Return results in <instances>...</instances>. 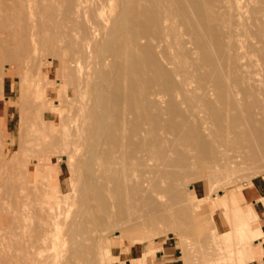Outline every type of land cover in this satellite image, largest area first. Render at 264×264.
<instances>
[{
    "label": "rangeland",
    "instance_id": "374dc122",
    "mask_svg": "<svg viewBox=\"0 0 264 264\" xmlns=\"http://www.w3.org/2000/svg\"><path fill=\"white\" fill-rule=\"evenodd\" d=\"M65 1L67 4L68 0H64V2ZM93 1L92 0L91 1L85 0V2H86L85 3L83 0L84 3H82V4L84 6L80 7L79 13L83 12L81 10V8H83V10H86L87 7L90 8L92 6L91 3H93ZM121 1H122V3H120ZM129 1H132V0H126V2H124V0H118V2L116 0H111L109 3H111V6L114 9H112V10L110 9V8H112L110 6V4H107L108 6H105L106 8L104 7L105 8L104 9L105 14H108L107 13V8H108L111 11H113V10L115 11V9H116V12L119 11V13H121L120 15L123 18H125L123 15H125V14L127 15L126 16L127 22H126V24H124V28H121V31L119 30L120 32H116L117 35L119 34L121 36L120 37L121 40H118L119 36H117V40L119 42L121 41L123 43L120 42L121 44L120 43H119L120 45L118 44L120 47L117 46L115 48H118V47H119V49L121 48L120 49L121 53L123 52L122 54H124L125 51L123 49L127 46V48H126V51H127V49L129 48L128 42L127 43L124 42L127 40L124 37H127L126 35H128V33L125 35L124 32H127L129 29H133V27H136L134 29H136V31L137 30L139 31V29L141 27L140 25H139L140 27L137 25L139 28L137 26H132V25H130L129 22H132L135 25H136L135 21H137V24H140L139 22H143L141 25L143 26L142 28H144V29L142 31L141 30L142 28H141L140 31H142V33L139 31L138 35L141 33L144 37H142V35L140 34L141 38L138 40V42L140 40L141 41L139 44L137 42V45H136L137 47L139 46L138 47L139 52H136L138 48L134 51L136 54L139 53L138 57H140V55H141V56H145V57L147 56L146 58H149L147 52H149V51H150V53L153 52V50L151 51V49H153V48L149 49V47H153L152 44H154V43H157V44L159 43V41L157 39H156L157 41L155 40V38H157V37L151 33V30H153V28L155 29V27H156V25L153 24L154 22L150 24V22H152V17L149 19L146 18V16L147 17L149 16L147 11H146V8H145L147 5H148L147 7L149 8L148 9L149 12L151 13L152 16H154L153 15L154 14L153 13L154 7L151 4L152 0H136V3L138 4V6L142 5L144 7L145 13L142 12L143 10L141 12L144 13L145 15L142 14V16L139 15L140 12L139 13L137 12V14L134 12V11H138V9H137L138 6L136 7V5H135L136 3L133 0V2L135 4H133L132 10L133 9H135V10L132 12H134L136 17L139 15V17H137V18H140V20L134 19L135 21L133 20V18H136V17L132 16L134 14L131 15L132 17L129 14V13H131L130 12L131 8L129 9V7L126 6L130 3H133V2H129ZM239 1H241L240 4H242V2L246 1V4H250V5H248L249 7L252 5V2H253V1H250L251 3H248L249 0L248 1L247 0H244V1L239 0ZM53 2L55 3V0H50V3L53 4ZM60 2L63 3L62 0H60ZM60 2H58V0H57L58 4L56 3V6L54 4V6L56 8L60 7L59 10L63 9V7L61 8V6H63V5H64V7L66 6L64 3H63V5L60 4ZM59 4H60V6H59ZM122 4H123V6L120 7ZM149 4H151V5H149ZM243 4H245V3H243ZM89 5H91V6H89ZM130 5H132V4H130ZM57 6H59V7H57ZM66 7H67V9L63 10L64 12L67 11L66 13H62L63 12L62 10H61L62 12L57 11L58 14H61L62 18H60L59 17L60 15L57 14V16H56L57 20L55 18H54V20H52L53 17L57 13L56 10H58V9H56V8H55L56 10H51V11H54V12H52L51 16L53 15V13L55 14L54 16H52V18H50L51 16L49 17L48 15H46V17L48 16L53 22L59 21L58 24H59V26H61L63 23L65 24V22L68 24V20H70V18H72V16L74 15L73 21L74 20L79 21V22L76 21L75 24L79 23L78 28H80V31L82 30V27H85L86 29L83 28V30L87 31L88 22L85 26L82 25V24H85L86 20H87V19H85V21H84V17L82 18V15H84L86 17L88 10H90L91 12H93V11L88 8L86 11H84L87 13H84V14L77 13L75 15L73 12H70L71 10L69 11L68 6H66ZM123 7L126 8V10ZM143 7H141V8H143ZM51 9H53V8H51ZM150 10L153 12H151ZM37 11H39L40 13L35 11V12H33L31 17H33L32 19L36 20V24L38 25V26L37 25L36 26L40 27L41 25L39 23V20L41 19V16H43L45 12L40 11V9ZM51 11H49V14ZM68 11L70 14H72L71 17L69 16V14H67ZM90 11L88 13L90 15L87 17L89 22H90V20L93 19V14H91ZM47 14H48V12H47ZM128 14H129V16H128ZM37 15H39V16H37ZM34 16H35V18H34ZM65 16L67 17V19ZM37 17H38V19H37ZM68 17H69V19H68ZM74 17H77V19H74ZM43 18H45V16ZM129 18H130V20L132 19V21H129ZM61 19L62 20L65 19L67 21L64 20L62 23ZM117 19H118V17H117ZM117 19H115L116 20L115 24H117V23L120 24L119 21L117 22ZM120 20L122 21L123 19L120 18ZM145 20H146V22H147V20H149V25L154 26V27L152 26L153 28L151 30L149 29L151 26L147 25ZM52 21L50 22V24L52 23ZM70 21H69V23L71 25L72 22H70ZM93 22L94 23H92V21H91L90 23L95 24V21H93ZM52 24L50 26H52ZM55 24L57 25V22L56 23L54 22L53 25L56 26ZM67 24H65V25L69 27L70 25L69 24L67 25ZM65 25H63L61 27L64 28ZM95 25H94V27L96 29L95 32L100 31L102 29V28L101 29L97 28L98 26L96 27ZM125 25L128 29L125 28ZM146 25H147V27H146ZM186 25L187 24L185 22H181L179 24V27H180L179 32L183 33L182 34L183 36L185 35L186 39H184L185 40L184 43L187 44L185 47H187V48L190 47V48H188L190 50L194 46L193 47L194 49L192 48L193 53H194V54L192 53L193 54L192 55L193 61H194V57L196 56L195 62L197 64H200L199 60H201V62H202L203 59L199 55V53L202 54L199 51H202V50H201L200 46H198V48L196 47L195 44L197 42L194 41V43H192L193 39L192 40H191V38L189 39L190 33H188V31H186L189 28H186L187 27ZM197 25L198 26H196V27L198 28L200 24H197ZM59 26L52 29V30H54V32L51 29L50 30L53 33L57 32V34L63 35L61 37V39L63 40L62 42H64L62 44L65 46V44H67V40H64V39H66L68 37V35H70L72 37L73 32H71L69 34V31H71L72 30L71 27H73L75 25L70 26L71 30L68 27H66L69 30V31H67L68 33L66 32V30H67L66 28H65L66 30L62 28L63 30H61V31H64L65 34L66 33L68 34V35L66 34L67 37L64 33L61 34L62 32L59 33V31L56 30ZM76 27H75V29H77ZM42 28H43V26H42ZM42 28L41 27L37 28L35 31V33L39 32L38 33L39 39L35 38L37 33L34 35L35 42L38 41L37 44H39V40H40V44L42 45L40 47H39V45H37L39 47V48L37 47L39 49V52L40 51L41 52L39 53L38 50L36 51L35 59L32 58L34 60V63H33V60L31 59V56L29 54L19 55V53H21V52L24 53V52L29 51V43L26 44V46H25V43H27V42H25L24 44H19V46L17 45L18 48H17V46H13V47H15V50H14V48H12L11 51H13V50L14 51H13V54H10V55H14L13 57H15V53H16V57L14 59H12L13 58L12 56H10L11 57L10 58L9 55L6 58H5L6 55H4V56L2 55V57H0V59H2V60H0V63H1L0 64V72L2 70L4 72L2 77L0 75V78H1L0 79V81H1V83H0V230L2 232V233L0 232V251L2 249L3 250L8 249L10 251L23 250V249L27 248V246L30 245L31 242L34 241V239H36L38 234L41 235L45 232L48 235L47 236V243L48 244L46 245V247H44L42 249L41 254H43V256H44V254L46 253L45 256H47L48 259H50L49 253L50 254L54 253L55 256L53 254L50 256L56 257L61 263H65V264H150L151 259H152V254L154 253V248H152V247H155L157 245L156 242H161L164 240H170V241H172L171 244H173V245L176 244L179 247V249L181 250V255H182L181 259L183 260V264H238L239 262H241L242 256L246 255V253L250 252L252 239L254 236L247 237L248 234L244 232L245 237H247L248 240L245 239V241H243L242 243H238L239 244V247H238V245L233 241L236 237L235 231L237 228H239V227L241 228L242 226H245V224H247V222L251 225V228H253V229L258 225L257 220L255 219V218H257L256 211L248 203L246 204V206H242L241 203L248 202L252 198L260 199L262 202H264V161H263V159H261V160L258 159L260 161L256 160L253 162H250V161L240 162V164H239L240 166H237L231 170L226 169V168H217L216 170H213L212 175H210V172L206 171V173L205 172L203 173V171H201L199 169V165L196 164L195 161L194 162L192 161V157L189 156L190 153L188 152L185 156H189L192 163H194V164L193 165L191 164L190 165L191 168H190L188 166L190 163L189 164L187 163L189 161L185 160V161H187L186 164H188L187 165L188 167L186 166L187 169L190 168L191 170L189 169L187 171L185 169L186 168L185 166H184L185 171H184V169L180 168V166H181L180 163H182L183 159H185V158L182 156H179L178 153H177L178 155L173 154V152L171 153V151H173L175 149L180 150L178 148H175L176 146H178L176 143H179L181 140V138H180V140L178 138V136H180V133L178 136H176L178 138L179 142L177 139H174L173 142H175L176 140L177 141H176V143H173L172 140H173V137H175L174 135L176 133L178 134L177 131L178 130L181 131L180 125L182 126L183 124L178 123V122L179 121L182 122V120H183L182 118H184V117H182L181 119H180V117L188 112V110H186V106L191 105L192 103L184 104L187 102H184L185 97L182 94L181 95H179L180 93L171 94L167 89L166 90L168 92L164 89L166 87L165 86L166 83L163 84V82H165L164 79L166 80V78L164 77V74L166 75V77H169V79L167 78L168 81L169 80L172 81L174 79V78H172V75L175 76V74H174L175 72L173 73V71H172L173 68H172L171 71L173 74L171 75V73H170L171 71L169 72V70H170L169 68L171 66L172 67H174V66L172 64H170V66H168L169 63L166 64L165 58L162 59L163 55H164L163 51L165 50V48L163 46L164 40H163V38H161L160 34L158 36L160 37L159 38L160 42L162 41L161 46H160V44H158V46H157V44L154 45V47L157 46V50H156V48H154L155 51H159V52L154 53L155 52L154 51L153 53L157 54V57L159 54L163 53L162 58L160 55H159V58H156V56L153 53H151V56H155V60H153L154 58L151 57L147 61L148 64H146L145 61L147 59L145 57H142V59L143 58L146 59L143 61L145 63L144 65L148 66V67H146L147 70L145 68H143L144 66L143 67L141 66L142 67V73H143V71L146 70L148 72L147 73L148 75H149V73L150 74L152 73L153 75H152V77H150L151 75L148 76L147 74H145L144 78H142L141 81H142V84L144 86V84L147 85V83H146L147 78L148 79L150 78L151 81L155 80V82H152L155 85H152L151 83H149V82H151L150 80H148V83H149V86H151V85L154 86L157 89V91L154 89V87L151 88L152 86L148 87L147 89H145L146 88L145 87L144 89L147 91L149 88H151L152 92L155 91V93L159 92L158 90H160V93H163L165 90V92L162 95H165L166 98H168V100L166 98H164V99H166V101H165L162 98V95L159 93V94H157V96L153 95L151 97L152 99L151 98H150V100L147 99L146 101H144L145 103L142 104L143 101H140L141 98H139L138 97L139 94H137L138 90H142V89H140L141 87L138 89L137 88L138 86H136L137 84L138 85L140 84V80H139L140 77L139 76L143 77V74H144L143 73L141 75V72L139 71V70H141V67L138 65V64H140V62L142 65V61L139 60L140 58H138L137 55L134 54V52H133V54H131L132 56L129 55L131 53V51H133V50H130L129 51L130 53H127L129 57L127 55H124L127 57V59H125L126 58L125 57L122 60V54H120L119 52H117V53L120 54L119 57L121 59L119 57H116L115 51L116 50L120 51L119 49H116V50L114 49V46L117 45L116 40H114L116 42L115 45L113 44L114 41L111 42L112 45H114L113 46L114 51L112 49V52H114V54L108 55L107 54V53H109V51L107 52L108 48H105V49L101 48V42H104V44H105V45H103V43H102V47L103 46L106 47V43L108 44V42L106 41V37H108V36H105L104 34L108 35V32H110V30L109 31L107 30L106 32H104L106 29L105 30L102 29L101 31H102V34L104 33L103 34L104 36H102L101 31L97 32L96 33L97 35L95 34L97 37L96 36H94V37L98 38V39L95 40L94 37H93V39L95 40V42L97 44L93 41V39L91 40V42L93 41L96 44L95 45L96 47H98V45L100 44V49L101 50L103 49V53L105 51L106 52L104 54H102V51L99 49V47L96 48V50H94L95 46L94 45H93L94 47L92 46V44H94V43H90V50L93 53L92 57H90V58H92L93 60L88 59V60H91L90 63L88 62V60H87V62H86V60L84 62L81 61V63L83 65V69L85 72L84 74L86 76H89V73H90L91 76H89L90 77L89 79H88V77H86V79L83 78V79H85L83 82H86V84L83 85L84 84L83 82H82L83 84H81V82L78 84L79 80L77 81L76 79H79V77L77 76V72L73 73V71H74L73 67L71 69H70V67H68V62H67L68 56H66L68 54L63 49L64 46H61L62 50L59 49V51H61V53H58V50H55L53 48V46H54V47H56V49H58L60 47V45H62L61 40L57 41V40H59L60 37L58 38V36H57V39H55L57 42H60L59 43L60 45H58V43L56 41L55 42L57 44H54L55 42L53 43L52 42L53 40H51V39H50V41H51L50 44H48L47 38H46L48 35H45L46 33H44V35L46 37H43V38L46 39L47 44H44L45 41H42V42H44L43 43L44 47H43V44L41 43V36L43 35L44 30H41ZM51 28H53V27H51ZM39 29L41 30V32ZM59 29H61V28H59ZM126 29H127V31H126ZM177 29H178V27H177ZM144 30H146L145 33H144ZM46 31H48V29H46ZM75 31H74V34L78 33V35H77L78 39L76 38V35H73V38H75L78 41L81 39L80 34H82L81 33L82 31L80 33H79V29H77ZM153 31H152L153 33H156V29ZM52 32H50V33H52ZM149 32L152 34V36L154 35L152 38H150L151 36H148L150 34ZM185 32H187V34ZM50 33H48V34H50ZM87 33H85V34H87ZM99 33L101 34V36ZM188 34H189V36H188ZM51 35H49V36L51 37ZM84 35L82 34V38ZM70 36L68 37V39H70ZM104 37H105V39L103 41L102 38H104ZM43 38H42V40H45ZM73 38H72V40H73ZM146 38H147V40H146ZM142 40L143 41L145 40V42H143ZM146 41L147 42L150 41V45L147 44ZM213 41H215V42H212V41L211 42L216 43L215 45L212 44V48L214 50V52H213V50H212V52L215 55V53L217 52L215 47L217 46L218 41L217 40H213ZM71 42L72 41H70L69 43H71ZM74 42H75V40H74ZM247 43L244 45L249 46V43L248 44ZM140 44L141 45L145 44L146 47H148L147 49H142V52L144 53V55H142L143 53H140L141 52V48H140L141 45ZM21 45H24L23 48L25 49V51L23 50V48H21L22 51L19 49ZM45 45L48 46V48L52 47L51 48L52 50L50 49L51 51H49L48 49H46ZM56 45H58L59 47ZM112 45L109 48L110 50L112 48ZM143 45H142V48L145 47ZM159 46L162 48V50H161V48H159ZM245 46H244V48H247V49L250 48V47H245ZM258 46L260 47V45H258ZM130 47H131V45H130ZM64 48L66 49V51H68L67 45ZM188 49L186 51L189 52ZM192 49H191V52H192ZM145 50H147V51H145ZM93 51H96V52H93ZM97 51H98V53H97ZM99 52H101L100 53L101 56L103 55L102 57H100V55H98ZM252 52H256V50L250 51L249 53L251 54ZM197 53H198V55H197ZM260 53H261L262 57L261 56L259 57L260 54L258 56H256L253 53H252V56L250 54L247 55V56H249V57H247V61L250 60L248 62H252L250 64H248V62H247L248 67H249V65L251 66V64H252L250 69L247 67V70L249 69V70H253V71H255V70L258 71V68L260 69V68L264 67V64H262L263 66H260L262 63V62L260 63V61L264 60V56H263L264 53L263 52H260ZM256 54H258V52H256ZM96 55H97V57H96ZM105 55H106V57H107V55L109 56V58L107 57L108 60L106 59ZM112 56H115L114 60L116 59L115 62L118 63V65H117V63L113 64L115 66V68L117 69V71L115 70L116 73L118 72L117 76H118V74L120 75L121 72H124L127 69L126 71L128 73L126 71L125 72L127 74L133 73L134 77H132V78L136 79L135 73L137 72V69L139 68V70L137 72L138 73V75H137L138 79L131 81L132 83L134 82V84H135V82L136 83L138 82L135 85L136 87L131 82H128V81L132 80V78H131V76H133L132 74L130 75L131 79L129 78L130 80H126V81H125V79L127 78L126 73H125L126 78H123V73L121 74L122 76L120 78L121 79L123 78L122 80H120V78L118 76V79L120 81H123V80L125 81V85H124V81H123V83L121 82V84L124 85L125 89L127 88V90H126L127 93L123 92L124 89L122 91L123 85L121 86L119 80L115 78L116 76L113 77L114 75H112L113 74L112 69H114V66L112 67V65H111L114 62L112 60V58H113ZM134 56H136L137 59H135ZM199 56L201 59L198 60ZM103 57H105L104 58L105 61L102 60L104 63L101 62L99 64V61H101V59ZM118 58L120 59V62L118 61L119 60ZM129 58H131V59H129ZM94 59H95V61H94ZM151 59L153 61H156L159 59L160 61L158 60V62L157 61L156 62L158 64L161 62V64L156 65L157 63H155L153 61H152V63H150ZM217 59L219 60V57H217ZM217 59L215 58L216 61H218ZM106 60H107V62H106ZM109 60H111V61H109ZM135 60L140 61V62H138V64L134 63L135 65H138L137 69H136L135 65L129 64V63L135 62ZM189 60L191 61L192 59H189ZM39 61L40 62L42 61V63L40 64ZM93 61L95 63L94 66H93L94 63H92ZM121 61H122V63H121ZM124 61L125 62L127 61L126 66H127V64H129V65H128V67H126V69H123V71H122V68H121V66L119 67V65H121V64L125 65ZM128 61H130V62H128ZM162 61H164L165 64L162 63ZM105 62L108 65L107 64L105 65ZM219 62H222V65L220 63L215 62L217 67L221 65L220 68L218 67L219 68L218 71L220 72V74H222V72H223L222 75H224V73H225V76L228 79L229 77L227 76L228 74H226L225 69L229 70V68L223 64L224 62L222 60H220ZM177 63H179V67H180V65H182L183 62L179 61ZM187 63H189V61ZM203 63L204 62L201 63V67L202 66H204V67L202 69H199L200 72L197 74L196 77H195V75H196L195 73L198 71H196V72L194 71L195 72L194 77L191 74L189 75V73H188L189 71L187 72L188 74L186 73L187 74L186 76L189 75L188 78L186 77L187 78L186 83L188 84L187 85L188 89H193V90L196 89L195 91H198V92L201 91V93H202V90L204 89V91H205L206 88H203V89L200 88L203 86L198 87L199 83H200L198 78L201 75L200 78L202 77V79H201V82H202V80H205V78L207 77L206 73L208 71H210L209 67L206 68V66L203 65ZM255 63H259V64H255ZM71 64L73 65V63H71ZM86 64H88L87 67L89 66V64L92 67L91 68L88 67V70H86L87 69V67L85 66ZM162 64H164V66H162L161 68L164 67L165 70L164 69L163 70L166 73L160 72L162 70V69L160 70V66ZM36 65L37 66L40 65L42 67V74L41 75H38V73H36V70H37ZM103 65L106 66V69H105L106 72L104 71L105 67ZM130 65H132V68L135 66L134 67V70L136 69L135 72L129 71V69L132 70L131 68H129ZM109 66H111L112 74H110L111 71H107V70H110ZM213 66L214 65H212V67ZM215 67L216 66H214L212 68V70ZM222 67H224L225 69ZM102 68H103V70H102ZM119 68L121 70L120 73H119ZM123 68H125V67H123ZM221 69H223V71ZM263 69H260V70H263ZM216 70H217V68H216ZM86 71H88V74H86ZM191 71L193 74V70H191ZM201 71H203V72L201 73ZM214 71H213L212 75H214V73L215 74L218 73V72L216 73V71L215 72ZM107 72H109V73H107ZM129 72H131V73H129ZM204 72H205V74H204ZM247 72L249 74L251 71H246L245 77L249 76V75L246 76ZM259 73L262 75L264 73V71H263V73L261 71L260 72L258 71L255 73V75L252 74L254 76V77L252 76V78H254V79H252L253 81H256V79L257 80L261 79V76ZM208 74H209V72H208ZM146 75L148 76L147 78H146ZM218 75L219 74H217V76ZM94 76H96V77H94ZM213 77H214V79L212 77L209 78V79H211V82L212 83L214 82V81H212V79L215 80L216 82H218L217 80H219V79H215L216 75H214ZM220 77H223V76L219 75L218 78H220ZM93 78H95V79H93ZM96 78H98V81ZM247 78L248 79H244V80H250L248 82L253 83L251 78H249V77H247ZM224 79H226V78H224ZM74 80H76V83ZM231 80H232V78L227 80V81L230 82ZM263 80H264V77L261 79V81L259 80V83H263L264 82ZM80 81H82V80H80ZM224 81H226V80H224ZM127 82L130 83L131 86L133 85V87L137 88V90L135 88H132L130 85L128 86V84L126 85ZM211 82L205 81V85L208 89L207 91H211V92H207V94L210 93L209 96L211 97V99L216 100L217 98L214 96H216V95L218 96V94L216 92L214 93L215 90H212V89H215L213 87L216 84V82H214L215 84L214 83L210 84ZM245 82L246 81H244L242 83L240 82L241 84L244 83V85H241L240 83L236 84L237 87L234 85L233 89H235V91L233 90V92H232L233 97H234V93L237 92V94H235V97L238 98L237 97V95H238L240 97V98H238L239 100L246 101V99H247L246 97L248 95L244 96L245 95L244 92L245 91L247 92L248 87H250V86H249V83H245ZM99 84H100V87H99ZM162 84H163V86H165V87H161V88H163V92H161V88H160V86H162ZM200 84H202V83H200ZM257 84H258V82H256V84H254V86ZM94 85H96V86H94ZM105 85L108 87H106ZM211 85H212V89L209 90V87L211 88ZM251 85H253V84H251ZM139 86H141V85H139ZM243 86H245V87L243 88ZM93 87H94L95 92L92 90ZM158 87H159V89H158ZM238 87H242L243 89H238L240 92L238 90L236 91V88H238ZM76 88L79 90L76 91L77 90ZM129 88L133 91L136 90V93L133 92L134 94L132 95V92L128 91ZM110 89H112L113 92H116L117 94L112 93L110 91ZM114 89H115V91H114ZM144 89H143V92H145ZM199 89H201V90H199ZM241 90L243 92H241ZM28 91H29V94L27 93ZM103 91H104V93H103ZM109 91L113 94V96L115 95L114 98L115 97L118 98L119 96H120V98L122 97L123 100L121 99V101H120V98L118 99L119 105H120V102L123 103L124 101H126V100H124L125 96L123 95V93H126L128 95L130 92L131 94H129V96L132 98V103L135 100L133 103L134 108L131 107L132 109H130V110L134 109L133 111L139 112V110H135L137 105H138L137 109L140 108L139 105H142V106L145 105L146 111L142 109L144 107L143 106L142 108H140V110L142 109L141 114H144V116H146V117L148 116L147 117L148 119L150 118L149 120L146 118L147 122L149 121L150 124L147 122H144L145 117L142 116L143 120H139V121H142L143 123H145V125H147V127L144 126V124L142 122L138 121V119H137L138 117L136 118L137 114L133 111H131V112L125 111V114H127V116H124L125 114L123 113V118H118V115L116 116V113L118 111H120L119 109H121L122 106H123V109H126L124 107V105L125 106L127 104L129 105L131 99L129 96L126 95L125 99H127V100L130 99V100L128 101V103L124 102L123 103L124 105L122 104V106H119L120 108L117 109V111H116V108L114 109V107L117 106V104H116L117 102H115V100H117V99L112 98V99H114L115 104L112 101L111 102L113 104L110 103L109 101L111 99H109V97H110ZM143 92L141 93V96H144ZM30 93H32V94H30ZM94 93H97L98 95L97 94L94 95ZM165 93H167V95ZM241 93L243 94L242 97H241ZM104 94H106V96H104ZM207 94L204 95L205 99L207 98ZM107 95H108V97H107ZM98 96H100L99 99L100 98L102 99L103 96L108 98V99H106V103H104V101H105L104 98L101 100L103 102L102 103L97 98ZM158 96L159 97L161 96L160 99L162 100V102L160 100V103L163 104V106L167 101L168 102L170 101L167 104L172 103L170 105H173V108L172 107H170V108L172 109L173 113L177 111L176 113H174L175 116H178L177 118L176 117L174 118V119H177V121H176L177 123L176 122L173 123V121H172L173 118L168 117V115L171 113V111H170V113L168 111L170 109L169 108L170 105L167 106L169 109L168 108L166 109V105H165V110L161 109L162 111H166L165 113L160 111V108L164 109V107H162V105L160 103H157V102H159V101H157L159 99ZM165 96H163V97H165ZM19 97L22 98L21 103L19 102V100H20ZM94 97L96 100L94 99ZM137 97L139 99H137ZM153 97H154V100H156L157 102L154 103ZM173 97H174V99H173ZM29 99H30V101H29ZM31 99L33 102L31 101ZM211 99H209V100H211ZM34 100H36V102L37 101L38 102L36 103ZM86 100H88V101H86ZM89 100H90V103H89ZM94 100L95 101L99 100V102L102 105L103 104L104 105L107 104V106L109 105L108 106L109 108H107L106 105L105 106L103 105L106 108V110L103 108L104 112L105 113L107 112V114L109 113L110 115L113 113L111 115V117L114 118L116 116L117 118L115 117L116 118V119L114 118L115 120H118V119L121 120L122 119L120 121V122H122L126 119L125 120L126 122L125 121L124 122H125V125H127V127L125 126V128H128V129H125L123 127L122 130H124V129L125 130H124V132L122 131V133L120 132L121 134L119 133L120 136L117 133L118 132L117 125H119V131H120L121 130L120 127L124 126V124L123 125L118 124L119 120L116 121L117 125L114 128V129L117 128L116 133H114L115 130L112 132L113 129L111 131L108 130L107 128H106L107 129L106 131L104 130V132H106V133L108 131V133L110 132V134L111 133L117 134V136L114 135L112 138L113 140H115L117 138L116 139L117 142L113 141V142H115L114 143L115 145L118 142H119L118 144H120V145H122V144L125 145L123 142L126 141V143H127L128 141L126 139H128V138L134 139L133 144L137 143V141H139V143H137V144H139L140 147L142 144L143 147H141V148L143 150L139 149V153L136 152V151H138L137 149L136 150L134 148L129 149V150L134 149L135 151L134 150L133 151H134V153L136 152L135 154H137V155H135L132 152H131L132 153L131 155H130V152H129V154L126 153V154H128V156H132L133 154L135 156H138V157L134 158V161L136 159L135 168L132 169V166H134V164L133 165L130 164V162L131 163L133 162L132 160H130L128 162L129 158L125 159L127 157L126 154H125L126 157L122 156L123 155L122 152L125 151L126 148L123 150L122 146L121 147L119 146V149L116 148V150H114L115 149L114 147H116L117 145L114 147L112 145V148H114V149H112L114 153L111 151L110 143L111 144L113 143L111 138L107 140V138L109 137L108 133L104 134V133H102V131H100V127L98 124L99 120L97 121L98 125L95 123V120H97L98 117H97V119H95V116L93 118V115L99 116L100 110H101V108L96 109V107H100L101 104L98 102L99 105L98 104L94 105V102H95ZM174 100H176V101H174ZM41 101H44V102L46 101V103H44V102L41 103ZM92 101H93V105L95 108H91L92 107V104H91ZM136 101L137 102L140 101V102H138V104H137ZM163 101H164V103H163ZM87 103H89V104L87 105ZM108 103H110L114 106L113 109L111 107L112 105H110ZM153 103L154 104L157 103V108H155L156 105L154 106ZM41 104H43V105H41ZM82 104H83V106H82ZM135 104H137V105H135ZM36 105H37V110H39V111L36 110L39 113V117L37 115V112H34L36 109ZM128 105L126 106V107H128L126 110H129L130 106H128ZM84 106H85V108H84ZM88 106H91V107H89V109H87ZM131 106H132V104H131ZM175 107H176V109H175L176 111L174 110ZM33 108H35V109H33ZM184 108L187 112L184 111L185 113L183 114ZM109 109L112 110L113 112L110 113L111 111ZM203 109H204L203 107L199 106L197 108V111H199L201 116L203 115L205 117V119H208V121L211 122L210 116L208 114H206V110L205 109L203 110ZM31 110H33V111H31ZM114 110L116 111V113L114 112ZM154 110H156V111H154ZM157 110L161 114L158 113L159 114L158 115ZM95 112L96 113L98 112L99 114L98 113L95 114ZM155 112L158 116L161 115L160 117L156 116L158 119H155V117H154ZM146 113H148V114H146ZM162 113H164L166 115H164ZM173 113L170 116H172ZM41 114H45V115L48 114V115L40 117V116H42ZM132 114H134L136 116H134ZM110 115L107 118H108V121L111 120L110 124H112L115 121L112 122V119H110L111 118ZM113 115H115V116H113ZM120 115H122V112H120ZM174 115L172 117H174ZM133 116L135 118H134V120H131ZM162 116L163 117L167 116L165 118L166 119L165 122H164L165 119H162ZM208 116H209V118H207ZM140 118H141V116H140ZM167 118L169 121L171 120L172 123H169V121H167ZM193 118H194V116H193ZM127 120H129V121H127ZM130 120L133 121L134 126H133V124L129 123ZM156 120L160 122V125L162 124L163 128H161L162 126L157 125V123H159V122H157ZM154 121L156 122V124L154 123ZM91 123L95 127L98 126L97 129L96 128L95 129L98 132L100 131L99 133L98 132L95 133L96 131H95L94 127H92L93 129L91 128ZM107 123L105 126L108 125ZM140 123L144 126V127H142L143 129L145 128V130H147L149 127L148 125H151L152 126L151 129H154V130L150 129V132L151 131L155 132V130H156L157 133H155V135H159V137H160V134H162V136L165 137V139L167 138L166 140H164V138H162L164 141H166L164 144H163L164 141H162V139L160 138V140L162 141V146H160V145L159 146L161 148L157 145V144H159L157 142L159 141L161 143V141L158 140L156 142L155 138H154L155 135H153L152 137L149 136L148 137L149 141H147V139H146L147 142H150V140H153V138H154V142L151 141L154 144H151V142L149 144H144L145 140L142 143L141 139L147 138V133L145 135L146 137L144 135H143L144 136L143 138L140 137V136H142L138 133L139 126L141 128V125H139ZM80 124H82V129H85V127L87 128V129H85V131L86 130L88 131L89 130L88 128L90 127V131H88V133L89 132L90 133L89 134L86 133L87 131L86 132L85 131L84 132L79 131L80 130L79 127H81ZM163 124H165V125L167 124L168 127H166L167 125L164 127ZM172 124L173 125L175 124L174 126L177 127V129H176V127H174L175 129L172 127L173 131L176 130L175 131L176 133L173 132L175 134L170 132V131H172L170 129ZM75 125H77L78 127ZM113 126H115V123L113 124ZM156 126L158 128L160 127L161 129L160 128L159 129L162 131H160ZM75 127H77V129H79V130H77V133L74 131V130H76ZM110 128H112V127L110 126L109 129ZM91 129L94 132H92ZM41 131H43V132H41ZM148 131H149V129H148ZM80 132H83V134L86 133L88 137L87 138L84 137L85 134L82 135V133H80ZM74 133H76V134L74 135ZM79 133H80V135H79ZM91 133H95V134H93V137H91L92 136ZM158 133H160V134H158ZM97 134H100L101 136L97 135ZM94 135L95 136L97 135V136L95 137ZM148 135H151V134H148ZM97 137H98V139H97ZM131 139L129 141H131ZM110 140H111V142H109V144H108L109 146H108L107 143ZM135 140H136V142H135ZM140 140H141V143H140ZM46 141H48V142H46ZM105 141H107V142H105ZM169 141H170V143H172V144H170L172 147H173V144H176V146L173 147L175 149H173V148L168 149L167 148V146H170V145H168ZM44 143L45 144L47 143V144L44 146ZM183 143H185V142L182 140L181 144L179 143L180 144L179 147H181V145ZM52 144H54V145H52ZM127 144L130 145L129 143H127ZM127 144H126V146H127ZM150 144H151V149L149 147V149L146 150V148H147L146 147L145 148L146 153H143L144 152V146L145 145L150 146ZM182 146L184 147L185 145H182ZM256 146H257V144H256ZM134 147L136 148L137 146L134 145ZM128 148H130V146ZM128 148L126 149L125 152H127ZM163 148L166 149V152L169 151V152H167L168 155L165 153V150H163ZM109 149H110V151H109ZM117 149L121 151L122 157H120V158L127 160L126 162L129 163V165L131 166L130 169H132V171L134 169L136 170V171L134 170L133 172H129V171L125 172V170H124V172L127 173L128 177H129L128 178L126 176L127 177L126 179H130L132 184H133L132 181L134 179H135V181L137 180V182H136L137 184L140 181L142 184H143V182H145L144 188H142L143 185L140 186L141 183L138 184L139 187L136 184V187L134 189L140 188L139 190L136 189L137 191L135 190L138 194L135 193V191H132L133 187L135 186V183L133 185H130V187L132 186L130 188V189H132L131 193H129L130 192L129 188H128L129 189L128 192L126 190V188L129 187L130 183H127L128 180L123 178V176H125L124 175L125 173H123L122 177L120 175V173H122V169H120V167H121V164L124 160L121 161V159L118 158L120 153ZM103 150H105V151H103ZM183 150H185V149H183ZM115 151H118V153L117 152L115 153ZM163 151H164V154L162 153ZM103 152H104V154H102ZM142 153H143V155H142ZM162 154L166 155V156H164L166 161L167 160L171 161V160H169V156L171 159L172 155H173V157H175L174 155H177L176 157H178V158H176V159H179V157H180V159L183 158L182 161L180 160L181 161L179 163L180 166H178L177 170L174 169V171L171 172L170 170L172 168L171 169L169 168V170L165 169L166 170V172H165V170H163V171L161 170L162 167L158 169V165L160 166L161 160H162V158H164V157H162ZM139 155H142V157L141 156L139 157ZM132 157H134V156H132ZM173 157H172V160H174L176 162V159L175 158L173 159ZM110 158L112 160H110ZM142 158H144V159H142ZM118 159L121 161V162L119 161L120 167L118 166L119 165ZM186 159H189V158H186ZM107 161H108V163H107ZM103 162H105V163H103ZM111 162H112L113 166H111L112 165ZM254 162H257V163L255 164ZM172 163H173V161H172ZM177 163L172 164L173 166H171V167L176 166ZM251 163H254V164L251 165ZM105 166H107V167H105ZM126 166H128V165H126ZM130 166H128V167H130ZM103 167H104V170H103ZM127 169L129 170V168H127ZM154 169H156L157 171ZM95 170H97V171L95 172ZM175 170L179 172V174L181 176L180 179H178L179 177L175 178L176 176L179 175V174L176 175V173H174V172H176ZM137 171H138V173H137ZM169 172L174 173L175 175H171ZM15 173L18 176L15 175ZM89 173H90V175H89ZM130 173H132V175L134 173L133 177L131 176ZM141 173L143 175H145V176H143V175L142 176L146 180L141 175H139ZM3 175H5V176L3 177ZM108 175H110V176L107 178ZM138 175L140 177H142L145 181L142 182V180H143L142 178H141L142 180H138L140 178V177L138 178ZM20 176H22V177H20ZM113 177H115V179ZM116 177L119 179V181L121 183L116 182V179H117ZM119 177H121V179ZM130 177H132L134 179L132 180V178H130ZM93 178H94V180H92ZM112 178L115 180V182ZM122 178L124 180H126V183L123 184V187L121 185L122 182H124V180H122ZM170 178L173 180H170ZM170 181H173V182H170ZM105 182L109 183V184H107L108 188H106L108 190L105 191V188H104L103 189L104 192H102L100 190L102 189V187H104V185L102 186V184H104ZM116 183L119 184L118 186L121 185L122 188L118 187L116 185ZM125 184H127L128 186L125 187ZM110 185L112 186V188ZM105 187H106V183H105ZM109 188H111V190ZM113 188H116V190ZM124 188L126 190V193H124V195L129 196V198L132 201L136 200V196H137V200L134 201L135 204L137 203V201H139V203L141 202V204L138 203L139 204L138 206H141V207L143 206L142 208H144L145 205L147 204V206H146L147 209L146 208H145L146 210L142 209L143 211H145V213L142 212L140 207H138V208L141 210L142 213H144V215L148 214L146 216L149 219L145 216V218H144L145 220H144L140 216V218L135 217L136 221L132 222V219H131V222L128 221L130 219V216H131L130 214H132V216H134L133 214H135V213L139 214L140 211L137 210V212L133 213V209H135V208L138 209V208L136 207L137 204L136 205L132 204V206H135V207L131 206L132 210H130V211H132V212H129L130 216L126 215V214H128L127 213L128 211H125L124 208L126 207L125 208L126 210L128 208H130V207L127 208V206H129L128 202L130 203V199L127 197H126V199L128 200V202L125 198H123V199L127 202L128 205L126 204L125 201H124L125 204L123 202L121 203V201H120L119 203L122 204L123 209L120 208L119 203L117 202L118 199H116V197H117L118 193L121 192V194L119 193L120 194L119 198L121 199L122 191L123 192L125 191ZM112 189H113V191H112ZM118 189H122V191L118 192ZM171 189H172V191H171ZM140 190H141L142 194L140 192H138ZM143 191H145V193H143ZM139 193L141 195H139ZM234 193H236L237 197L244 196L245 200H243L242 202H237ZM130 194H131V197H130ZM218 194H222V196L219 197ZM144 195H147L148 197L144 196ZM212 195H214V198L211 197ZM132 198H134V200ZM223 198L225 199V201L227 203L224 201ZM173 199H174V201H173ZM214 199L218 200V202L221 206L220 211L214 212L211 210L210 205ZM234 199H235V202H234ZM84 202H86V203H84ZM233 202H234V204H233ZM255 202H257V201H255ZM112 204L115 206L114 210H113L114 206ZM166 204H167V206H166ZM123 205H127V206H123ZM181 205H183V206H181ZM61 206H63V207H61ZM116 207H117V209L120 210L121 215H119V210L117 211ZM111 208H112V210H111ZM53 209L57 212V215H56V213H54V215H53ZM82 209H83V211H82ZM122 211L124 212L123 214L126 213L123 216H122ZM148 211H150V212H148ZM58 212L62 213V214H59ZM141 212H140V215H141ZM66 213H67V215H66ZM215 213L217 214L218 217L215 215ZM81 214H83V215L81 216ZM153 214H155V215H153ZM55 215L57 217H55ZM120 216H122L123 218H121ZM127 216H129L128 220H127ZM132 216H131V218H133ZM72 217H74V219ZM138 217H139V215H138ZM72 219H73V222L72 221L70 222V220H72ZM75 219L77 220L78 224L76 221H74ZM66 220L68 222H66ZM141 221H143V222H141ZM113 222H114V224H113ZM121 222L122 223L124 222L125 224L123 223V225H122ZM53 223H54V225H53ZM56 224H58V225L56 226ZM75 224H77L76 226H78V227L74 226ZM119 224H121L120 225L121 228L119 227ZM51 225L53 226V228L54 227L57 228V229L56 228H54V229L56 230L55 232L59 236L55 235V237H54L55 232H54V229L52 228ZM68 226H71L68 228V230L72 231V232L74 231V229L76 227V233L75 232L71 233V232H68V230H67V233L64 234V231H65V229H67L66 227H68ZM112 226H114V227H112ZM2 227H4L3 228L4 231L2 230ZM8 227H9V229H8ZM10 232H12V233H10ZM49 233L51 235H53L50 239H53L54 242L52 240H49ZM74 235H76V236L78 235V236L76 237ZM68 236H69V238H68ZM56 237H58V238H56ZM73 237H75V239ZM71 238H72V240H70ZM249 241H250V243H249ZM76 244H77V246H76ZM50 245H51V247H50ZM52 245H53V249H52ZM43 252H45V253H43ZM65 257H67V258H65ZM3 260L4 259H0L1 264H4V263H6V264H8V263L9 264H24L22 257L15 256L13 254L7 255V262H5ZM67 260L68 261L70 260V261L68 262ZM49 262H50V260H49ZM46 263H48V262H46ZM46 263H43V264H46ZM48 264H50V263H48Z\"/></svg>",
    "mask_w": 264,
    "mask_h": 264
},
{
    "label": "bare ground",
    "instance_id": "6f19581e",
    "mask_svg": "<svg viewBox=\"0 0 264 264\" xmlns=\"http://www.w3.org/2000/svg\"><path fill=\"white\" fill-rule=\"evenodd\" d=\"M63 1V3L66 5V6H68L69 7V11L70 12H73L75 15L77 14V13H79L80 12V7H83L84 5L82 4V3H84L85 2V0H84V2H83V0H68V3L66 4V1L64 2V0H62ZM91 1V0H90ZM93 1V0H92ZM111 0H94L93 1V3H91L92 4V6L91 5H89V6H91L90 8L89 7H85L86 8V10L89 8V9H91L93 12H91L90 10H88V13H89V11L91 12V14H93V19L92 20H90V22L92 21V23H94L93 21H95V24H92V23H90L89 22V20H88V16L90 15V14H88L87 12H84V11H86V10H83V8H81V10L83 11V12H81V13H79V14H84V13H87V15H86V17L84 16V15H82V18L84 17V21H85V19H87L86 20V23L85 24H82V25H86L87 24V22H88V24H87V31L85 32L84 30H83V28H85V27H82V30L84 31H80V28H78V25H79V23H76L75 24V22L77 21V22H79L78 20H74L73 21V16H72V18H70V20H68V24L70 25V23H69V21L70 22H72L71 23V25L70 26H72V25H75V26H73V27H71L72 28V30L70 29V26L68 27V26H66L65 24H67L66 22H65V24L63 23V21L65 20H62V25L61 26H63V25H65L64 26V28L63 27H61V26H59V21H54L55 23L57 22V25L56 26H54L53 24H54V22L52 21V20H54V18L56 19V16H57V14H58V12L57 11H63V10H65V9H67V7L65 6L64 7V5H63V3L62 2H60V0H58V2H60V4H62L63 6H61V8L63 7V9H60L59 10V6H60V4H59V6H57V7H59V8H56L55 6H56V3H57V0H55V3L53 2V4L52 3H50V0H0V57H2V55L4 56V55H6L5 56V58L6 57H8V55H9V57L10 56H14V55H10V54H13V51L15 50V47H13V46H19V44H24L25 42H27V43H25V46H26V44H28L29 43V51L28 52H21V53H19V55H21V54H29L30 56H31V59L33 58V59H35V56H36V51L38 50V52H39V47L40 46H42L41 44H40V40H39V44H37V42L38 41H36L35 42V39H34V35L37 33H35V31H36V29L37 28H42V26H43V28L41 29V30H44L43 31V35L41 36V43L43 44L44 42H42V41H45V43L44 44H50V39L51 40H53L52 42L54 43L56 40L55 39H57V36H58V38H59V40H57V41H60L61 40V44L62 43H64V42H62L63 40L61 39V37L63 36V35H60V34H57V32L56 33H53L54 32V30H52V29H54L55 27H57V26H59L56 30L57 31H59V33L60 32H62L61 34H65V32L64 31H61V30H63V29H65L66 27H68L71 31H69L68 30V28H66L65 30H66V32L67 31H69V34L71 33V32H73V34H72V37L70 36V35H68L67 33V35H68V37L70 36V39H68V37H67V35H66V39H64V40H67V44H65V46L67 45L68 46V51H66V49L64 48L65 46L62 44V45H60L59 43L60 42H57L58 43V45H60V47L58 46V45H56V46H58L57 48L58 49H56V47H54L53 46V48L55 49V50H58V53H61V51H59V49L60 50H62L61 48V46H64L63 47V49L65 50V52H67V54L68 55H66V56H68V67H70V69L73 67V69H74V71H73V73L74 72H77V76L79 77V79H76L77 81L79 80V82H78V84L81 82V84H83V85H85L86 84V82H83L85 79H86V77H88V79L90 78L89 76H91L90 75V73H89V76H86L84 73V69H83V65H82V63H81V61H85L86 60V62H87V60L88 59H92V58H90V57H92V55H93V53H92V51L90 50V43H94L95 42V40L96 39H98V38H95L94 36H96L97 34V32H100L102 29H106L104 32H106L107 30L109 31L110 30V32H108V35L107 34H104L105 36H108V37H106V41L108 42V44L106 43V47H102V43H103V45H105L104 44V42H101V48H103V49H105V48H108V50H107V52L109 51V53H107L108 55L110 54V55H113L114 54V52H112V49H113V46L116 44V42H117V45L116 46H114V49L116 50V49H119V45L121 44V43H123V42H119L118 40H121V36L118 34L117 35V33L116 32H120L121 31V28H124V24H126V22H127V20H126V14L125 15H123L125 18H123L120 14L121 13H119V11L118 12H116V9H115V11L113 10V11H111L112 9H114L112 6H111V3H109ZM117 2H118V0H116ZM135 1V3H136V0H134ZM202 1V2H201ZM244 1V0H243ZM248 1V0H247ZM250 1H253L252 2V5L249 7L248 5H250V4H246V1L245 2H242V4H240V2L241 1H239V0H152V6L154 7V12L153 11H151V12H153L152 14L154 15V16H152L151 15V13L149 12V8L146 6L145 8H146V11H147V13H148V15L150 16H146V18L147 19H149V18H151L152 17V22H150V24L151 23H153V24H155L156 25V27H155V29H156V33H153L154 31L153 30H155L153 27V25H149V20H147V22H146V20H145V22L147 23V25H149V26H151L149 29L151 30L152 28H153V30H151V33L152 34H154L157 38H155V40L157 39L158 41H159V43L158 44H160V46H161V42H160V37L158 36L159 34H160V36H161V38H163V40H164V48H165V50L163 51V53H164V55H163V53L162 54H159L160 56H161V58H162V55H163V58L162 59H164L165 58V60H166V64H168L169 63V65L168 66H170V64H172L174 67H170L169 69V72L172 70V68H173V73L175 74V76L174 75H172L173 73H172V71L170 72L171 73V75H172V78H174L172 81H168V79H169V77H166V75L164 74V77L166 78V80L164 79V81L165 82H163V84L164 83H166L165 84V86H163V84H162V86H160V88L161 87H165L164 89L166 90H168L171 94H173V93H175V94H178V93H180L179 95H183L184 97H185V101L184 102H187V103H184V104H188V103H192L191 105H187L186 106V110H188V112L185 110V108H184V110H183V114L185 113L184 111H186L187 113H185L183 116H181L180 117V119L182 118V117H184V118H182L183 120H182V122H180L179 120V122L178 123H181V124H183L182 126L180 125V130L181 131H177L178 132V134L175 132V131H173L172 129L174 128V127H176V126H174L173 124H172V126L170 127V129L172 130V131H170V132H175V133H173V134H175L174 136L175 137H173V140H172V142L174 141V139H177L178 140V138H179V140H180V138H181V140H180V142H179V140H178V142L181 144V141L183 140L185 143H183L182 145H185L184 147L181 145V147H179L180 146V144L179 143H176V141L175 142H173V143H176L178 146H176V144H173V147L174 146H176L175 148H178V149H180V150H177V149H175V148H173L170 144H172V143H170V141H169V143H168V145H170V146H167V148L169 149V148H173V149H175V150H173V151H171V153L173 152V154H179V156H182V157H184L185 159H183L182 157V159H183V161H182V159H180V157H179V159H176V158H178V157H176L177 155H174L175 157H173V155H172V157H173V159L175 158L176 159V162L174 161V160H172V157H171V159H170V156H169V160H171V161H166L165 160V157L164 156H166V155H163L164 154V151L162 152L163 154H162V157H164V158H162V160H161V163H160V166L158 165V169L159 168H161V170L163 171V170H165V169H168L169 170V168L171 169L170 171L171 172H173L174 171V169H176L177 170V168H178V166H180V164H181V166H180V168H182V169H184V166L186 167L189 163V167L191 168V164L193 165L194 163H192V161L194 162L195 161V163L196 164H198L199 165V169L201 170V171H203V173L205 172L206 173V171H208V172H210V175H212V171L213 170H216L217 168H226V169H233V168H235V167H237V166H240L239 164H240V162H247V161H250V162H253V161H256V160H258V159H263V161H264V80L262 81L263 83H259V80L261 81V79L264 77V73H263V71H264V67H262V68H260V69H263V70H260L259 68H258V71L260 72H262L263 74L261 75L260 73V76H261V79H256V81H253L252 79H254V78H252V74H254L255 75V73L256 72H258V71H253V70H249L250 69V67L252 66V64H251V66L249 65V67L247 66L248 64H250V63H252V62H248V61H250V60H248L247 61V57H249V56H247V55H249L250 53V51H255L256 50V52H258V54H256V52H252L253 54H255L256 56H258L259 54V57L261 56L262 57V55H261V53L260 52H263L264 53V0H249V2L248 3H251ZM124 2H126V0H124ZM129 2H133V0L132 1H129ZM147 2V1H146ZM201 4H200V3ZM86 3V2H85ZM89 3V2H88ZM120 3H122V1L120 2ZM134 2L133 3H130V4H132V5H130V4H128V5H126V6H128L129 7V9L131 8V13H129L130 14V16L132 15V14H134V12L137 14V12L139 13L140 12V16H142V14L143 15H145L144 13H145V10H144V7L142 6V5H140V6H138V4L136 3L135 4ZM243 3H245V4H243ZM54 4H55V6H54ZM58 4V3H57ZM107 4H110V6L112 7V8H110L111 10H109L108 8H107V13L108 14H105L104 13V9L106 8L105 6H108ZM117 4V3H116ZM127 4V3H126ZM133 4H135L136 5V7L138 6V11H134L135 9H133L132 10V6H133ZM151 4H149V5H151ZM146 5V4H145ZM115 6V5H114ZM118 6V5H117ZM123 6V4L120 6V7H122ZM125 6V5H124ZM125 6V7H126ZM131 6V7H130ZM56 9H58V10H56ZM105 7V8H104ZM135 7V6H134ZM141 7H143V8H141ZM51 8H53V9H51ZM84 8V9H85ZM124 8V7H123ZM127 8V7H126ZM126 8H124L125 10H126ZM40 9V11H43V12H45L44 13V15L43 16H41V19L39 20V23H40V27H37L38 25L36 24V20H34V19H32L33 17H31L32 16V14H33V12H38V13H40L39 11H37V10H39ZM128 9V10H129ZM51 10H56V15L53 13V15L52 16H54L53 17V19L51 20L50 18H52V16H51V14H52V12H54V11H51ZM109 10V11H108ZM120 10V9H119ZM143 10V11H142ZM49 11H51L50 12V14H49ZM61 11V12H62ZM69 11H68V13L67 14H69V16L71 17V15L72 14H70L69 13ZM132 11H134V12H132ZM144 12V13H142V12ZM47 12H48V14H47ZM67 12V11H66ZM66 12H62V13H66ZM129 12V11H128ZM127 12V13H128ZM146 13V14H147ZM150 13V14H149ZM129 14H128V16H129ZM46 15H48L47 17H46ZM58 15H60L59 17L60 18H62L61 17V14H58ZM139 15L137 16V17H139ZM37 16H39V15H37ZM45 16V18H43ZM63 16V15H62ZM68 16V15H67ZM78 16V15H77ZM121 16V17H120ZM132 16H134V17H136L135 16V14L134 15H132ZM131 16V17H132ZM66 17V16H65ZM80 17V16H79ZM92 17V16H91ZM90 17V18H91ZM117 17H118V19H117ZM130 17V18H131ZM133 18V20L135 19V20H137V19H139L140 20V18ZM154 17V18H153ZM34 18H35V16H34ZM58 18V17H57ZM120 18L121 19H123L122 21L120 20ZM128 18V17H127ZM130 18H129V21H132V19L130 20ZM145 18V19H146ZM37 19H38V17H37ZM59 19V18H58ZM66 19H67V17H66ZM68 19H69V17H68ZM74 19H77V17H74ZM115 19H117V22L119 21L120 22V24H115ZM52 21V26H50L51 24H50V22ZM57 20V19H56ZM60 20V21H61ZM134 20V21H135ZM65 21H67V20H65ZM83 21V20H82ZM83 21V22H84ZM74 22V23H73ZM144 22V23H145ZM181 22H185L187 25V27L186 28H189V29H187L186 31H188V33H190V36H189V34H188V36H189V39L191 38V40H192V43H194V41L195 42H197L195 45H196V47L198 48V46H200V48H201V50L202 51H199V52H201L202 54H200L199 53V55L201 56V58L203 59L202 60V62H204L203 63V65H205L206 66V68H208L209 67V69H210V71H208L209 72V74H208V72L206 73V75H207V77L205 78V80H202V82H201V79H202V77L200 78V74L203 72V71H201V73L199 74L200 76H199V81H200V83H202V84H200L199 82V86L198 87H200V86H203V87H200V88H206L205 89V91H204V89L202 90V93H201V91L200 92H198V91H195L196 89H188V84L186 83V79L188 78V76L191 74V75H193V77H194V75H195V77L197 76V74L200 72V70L199 69H202L204 66H202L201 67V60H199V59H201L200 58V56L198 57V60H199V63L200 64H197L196 62H195V58H196V56L194 57V61H193V49H192V52H191V49L189 50L188 48H190V47H185L187 44L186 43H184L185 42V40L184 39H186L185 38V35L183 36L182 34L183 33H180L179 32V29H180V27H179V24L181 23ZM38 23V22H37ZM130 23V25H132V26H139L140 27V29L143 27L141 24L143 23V22H139L140 24H137V21H135V23H136V25L134 24V23H132V22H129ZM67 24V25H68ZM81 24V23H80ZM134 24V25H133ZM197 24H200L199 25V27L197 28L196 26H198ZM37 25V26H36ZM94 25L97 27V28H102L100 31H97V32H95V27H94ZM147 25H146V27H147ZM37 28H36V27ZM77 26V27H76ZM81 26V25H80ZM131 26V27H132ZM137 26V27H138ZM153 26V27H152ZM51 27H53V28H51ZM75 27L77 28V29H79V33L81 32L83 35L85 34V33H87V34H85L84 36H83V38H82V34H80V37H81V39L80 40H76L75 38H73V35H76V38L78 39V33L76 34H74V31L75 30H77V29H75ZM138 27V28H139ZM177 27H178V29H177ZM48 29V31H46V29ZM59 28H61V29H59ZM63 28V29H62ZM125 28H127L126 27V25H125ZM134 28H136V27H133V29H129L128 31H127V29H126V31L127 32H124L125 33V35L128 33V35H126L127 37H124V38H126L127 40L126 41H124V42H128V46H129V50L127 49V51H126V48H127V44L123 47L124 49V51L126 52H124V54H122L121 53V48L119 49L120 51H115V53H116V57H119L120 56V54H122V60H123V58H125L126 56H124V55H127L128 56V54L127 53H130L129 51L130 50H133V51H131V53L129 54V55H131V54H133V52H134V54H136L135 53V51L134 50H136L138 47L136 46L137 45V42H138V40L141 38V33H142V31H143V29L144 28H142L141 30L142 31H140V29H139V31L141 32L139 35H138V33H139V31L137 32L136 31V29H134ZM53 31H51V30ZM59 29V30H58ZM86 29V28H85ZM182 29V28H181ZM40 30V29H39ZM41 30H40V32H41ZM55 30V31H56ZM120 30V31H119ZM46 31V32H45ZM145 31L146 30H144V33H145ZM153 31V32H152ZM50 32H52V33H50ZM76 32V31H75ZM78 32V31H77ZM212 34H211V33ZM39 33V32H38ZM38 33H37V35L35 36V38H38ZM44 33H46L45 35H48L47 37L44 35ZM48 33H50V34H48ZM123 33V34H124ZM150 33V32H149ZM148 33V34H149ZM150 33V34H151ZM186 34H187V32H185ZM184 33V34H185ZM52 34V35H51ZM96 34V35H95ZM100 34V33H99ZM101 34H102V31H101ZM101 34H100V36H101ZM102 34V36H104ZM121 34V33H120ZM148 35V36H151L150 38H152L153 36H152V34L151 35ZM41 35V34H40ZM49 35H51V37L49 36ZM60 35V36H59ZM99 36V35H98ZM117 36H119L118 37V40H117ZM140 36V37H139ZM147 36V37H148ZM187 36V37H188ZM43 37H46L47 38V43H46V39L45 38H43ZM75 37V36H74ZM93 37L95 38V40L93 39ZM97 37V36H96ZM142 37H144L143 35H142ZM42 38L43 39H45V40H42ZM65 38V37H64ZM72 38H73V40H72ZM101 38V37H100ZM39 39V38H38ZM93 39V41L91 42V40ZM103 39V41H104V39H105V37L104 38H102ZM144 39V38H143ZM72 41L71 43H69L70 41ZM74 40H75V42H74ZM100 40V39H99ZM114 40H116V42L114 41ZM146 40H147V38H146ZM156 40V41H157ZM213 40H217L218 41V44H217V46L215 47L216 48V50H217V52L215 53V55H214V50H213V48H212V44L213 45H215L216 43H212V42H215V41H213ZM254 40V41H253ZM102 41V40H101ZM114 41V42H113ZM141 41V40H140ZM140 41L138 42V44L140 43ZM143 41V40H142ZM151 41V40H150ZM150 41L149 42H147L146 41V43L147 44H149L150 45ZM155 41V42H156ZM212 41V42H211ZM216 41V42H217ZM54 43V44H57V43ZM66 42V41H65ZM99 42V41H98ZM111 42H113V44L114 45H112V43ZM143 42H145V40L143 41ZM152 42V41H151ZM245 42V43H244ZM249 43V46H245L244 44H246V43ZM96 43V42H95ZM92 44V46L94 45H96V44ZM100 43V42H99ZM112 45V48H111V50L109 49L110 47H111V45ZM120 43V44H119ZM145 43V44H146ZM153 43V42H152ZM151 43V44H152ZM247 43V44H248ZM44 44H43V47H44ZM52 44V43H51ZM69 44V45H68ZM119 44V45H118ZM125 44V43H124ZM131 45V47H130V45ZM143 45V46H145L146 47V45ZM155 44H157V43H154V44H152V46L153 47H149V49H151V48H153V49H151V51L153 50V52L155 51V49L154 48H156V50H157V46H158V44H157V46L156 47H154V45ZM37 45H39V47L37 46ZM110 45V46H109ZM141 45V44H140ZM142 45L140 46V48H141V52L140 53H143L142 52V49H147L148 47H144V48H142ZM194 45V44H193ZM252 45V46H251ZM258 45H260V47L258 46ZM18 46H17V48H18ZM22 46V47H21ZM20 46V50L22 51V49L21 48H23L24 47V45H21ZM93 46V47H94ZM109 46V47H108ZM117 46H119L118 48H115V47H117ZM159 46V48H161ZM191 46V45H190ZM244 46L245 47H250L249 49H247V48H244ZM38 47V48H37ZM45 47H46V49H48L49 51H51L52 49V47L51 48H48V46H46L45 45ZM98 47H99V49H100V44L98 45ZM98 47H94L95 49L94 50H96V48H98ZM195 47V48H196ZM12 48H14V50L13 51H11V49ZM67 48V47H66ZM189 50V52L188 51H186L187 49ZM41 49V48H40ZM45 49V48H44ZM51 49V50H50ZM93 49V48H92ZM103 49L101 50L102 51V54H104L103 53ZM114 49H113V51H114ZM148 49V50H149ZM23 50L25 51V49L23 48ZM98 50V49H97ZM139 50V48L137 49V51L136 52H139L138 51ZM160 50V49H159ZM161 50H162V48H161ZM212 50H213V52H212ZM260 50V51H259ZM12 53H11V52ZM54 51V50H53ZM52 51V52H53ZM111 51V52H110ZM144 51V50H143ZM145 51H147V50H145ZM195 51V50H194ZM197 51V50H196ZM37 52V53H38ZM41 52V51H40ZM39 52V53H40ZM57 52V51H56ZM93 52H96V51H93ZM117 52H119L120 54H118ZM153 52H151V53H153ZM159 51H155L154 53H158ZM198 52V51H197ZM15 53V52H14ZM50 53V52H49ZM97 53H98V51H97ZM100 53L101 52H99V54L98 55H100ZM112 53V54H111ZM151 53H150V51L149 52H147V54H148V56H149V58H146L145 56H141L140 55V57H138L139 56V53L138 54H136L137 55V57L138 58H140L139 60L140 61H142V65H141V62L139 61V60H135V62H133V63H129V64H132V65H135V64H138V62H140V64H138L140 67L142 66H144L143 68H145L146 69V67H148V66H145L144 64L146 63V64H148V60L151 58V57H153L154 59L153 60H155V56H156V58H159V55H158V57H157V54H154L155 56H151ZM193 53V54H192ZM252 53L250 54L251 56H252ZM66 54V53H65ZM95 54V53H94ZM146 54V55H147ZM107 55V57L109 58V56ZM142 55H144V53L142 54ZM197 55H198V53H197ZM65 56V57H66ZM103 56V55H102ZM101 55H100V57H102ZM115 56H112L111 58H112V60L114 61L111 65H112V67L114 66L113 64L114 63H117V62H115V60H114V57ZM132 56V55H131ZM263 56H264V54H263ZM15 57H16V53H15ZM15 57H13L12 59H14ZM96 57H97V55H96ZM95 57V58H96ZM105 57H106V55H105ZM105 57H103L102 59H101V61H99V64L101 63V62H103L102 60H104V58ZM107 57H106V59H107ZM129 57V56H128ZM137 57L136 56H134V58L135 59H137ZM142 57H145L146 59H142ZM217 57H219V60L217 59ZM4 58V57H3ZM11 58V57H10ZM110 58V59H111ZM120 58V57H119ZM118 58V59H119ZM132 58V57H131ZM131 58H129V59H131ZM215 58L218 60V61H216L215 60ZM246 58V59H245ZM32 59V60H33ZM62 59V58H61ZM97 59V58H96ZM121 59V58H120ZM120 59L118 60L119 62H120ZM125 59H127V57L125 58ZM128 59V60H129ZM142 59V60H141ZM189 59H192L191 61L189 60ZM251 59V58H250ZM254 59V58H253ZM257 59V58H256ZM260 59V58H259ZM0 60H2V59H0ZM93 60V59H92ZM108 60V59H107ZM107 60H106V62H107ZM144 60H146L145 61V63L143 62ZM152 59L150 60L151 62L150 63H152V61H153ZM159 60V59H158ZM158 60H156L157 62H158ZM189 61V63H187L188 61ZM220 60H222L224 63V65H226L228 68H229V70L227 69H225L224 67H222V68H224L225 69V72H226V74H228L227 76L229 77L228 79H227V77L225 76V73H224V75H222L223 74V69H221L220 71L222 72V74H220V72L218 71V69L220 68V66L222 65V62H219ZM246 60V61H245ZM94 61H95V59H94ZM94 61L92 62V63H94ZM105 61V60H104ZM109 61H111V60H109ZM108 61V62H109ZM131 61V60H130ZM130 61H128V62H130ZM156 61H153V62H155V63H157ZM160 61V60H159ZM179 61H182L183 63H182V65H180V67H179V63H177V62H179ZM187 61V62H186ZM40 62V61H39ZM88 62L90 63L91 62V60H88ZM105 62V65L107 64ZM215 62H217V63H220L219 65L220 66H218L217 67V65H216V63ZM247 62H248V64H247ZM262 62V63H261ZM33 63H34V60H33ZM42 63V61L40 62V64ZM71 63H73V65L71 64ZM97 63V62H96ZM104 63V62H103ZM121 63H122V61H121ZM124 63H125V65L123 64H121V65H119V67L121 66V68H122V71H123V69H126V67H128V65L129 64H127V66H126V63H127V61L125 62L124 61ZM135 63V64H134ZM162 63H164V61H162ZM260 63H261V65L260 66H263L262 64H264V60H261L260 61ZM1 64V63H0ZM18 64V63H17ZM159 64H161V62L159 63ZM158 63L156 64V65H159ZM165 64V63H164ZM164 64H162L161 66H160V72H163V73H166L164 70V67L163 68H161L162 66H164ZM178 64V65H177ZM188 64V65H187ZM207 64V65H206ZM255 64H259V63H255ZM82 65V66H81ZM87 65L88 64H86L85 66L87 67ZM95 65V63L93 64V66ZM102 65V64H101ZM105 65H103L104 67V71H105V69H106V66ZM108 65V64H107ZM117 65H118V63H117ZM132 65H130L129 66V68H131L132 70H130L129 69V71H132V72H135V70L138 68V65H135L136 66V69L134 70V67L132 68ZM212 65H214V66H216L213 70H212V68L214 67H212ZM223 65V66H224ZM26 66V65H25ZM99 66V65H98ZM97 66V67H98ZM125 67V68H123V67ZM152 66V65H151ZM259 66V67H260ZM36 67H37V70H36V73H38V75H41L42 74V67L40 66V65H36ZM88 67H92L90 64H89V66ZM88 67H87V69L86 70H88ZM142 67H141V70H139V68L137 69V72H138V70L141 72V75L143 74V77H141V76H139L140 78H139V80H140V84L139 85H141V86H139L136 82H135V84H134V82L132 83L131 81H134V80H137L138 78H137V75H138V73L136 72L135 74V77H136V79H133L132 77H134V75H133V73H131V72H129V73H131L133 76H131V78H132V80H130L131 78H130V75L131 74H127L125 71L124 72H121V70H120V68H119V73L121 72V74L123 73V78H126V76H125V73H126V75H127V78L125 79V81L126 80H130V81H128V82H131L132 84H134V86L136 85V86H138L137 88L139 89L140 87V89H142V90H138V92H137V94H139L138 95V97L139 98H141L140 99V101H143L142 102V104H144L145 102L144 101H146L147 99H149L150 100V98L153 96V95H156L157 96V94H159L160 93V90H158L159 92H157V93H155V91L154 92H152V89L151 88H153L154 86H152V85H155L154 83H152V82H155V80H153V81H151L150 80V78L148 79L147 77L149 76V75H151L150 77H152V73L150 74L149 73V75L147 74L148 72L145 70V71H143V73H142ZM247 67L249 68L248 70H247ZM103 68H102V70H103ZM190 68V69H189ZM216 68H217V70H216ZM15 69V68H14ZM69 69V68H68ZM98 69V68H97ZM101 69V68H100ZM99 69V70H100ZM109 69L110 70H107V71H111V66H109ZM164 69V70H163ZM208 69V70H209ZM101 70V71H102ZM115 70L117 71V69L115 68V66H114V69H112V71H113V74H112V71H111V73L110 74H112V75H114L113 77H115L116 79H118V76H119V78L122 76L121 74L119 75L118 74V76H117V73L115 72ZM134 70V71H133ZM144 70V69H143ZM191 70H193V74H192V71ZM216 71V73L217 74H219V75H221V76H225L224 78H226V79H224L223 77H220V78H218V76H217V74H215L214 73V75H216V77H215V79H219V80H217L218 82H216L215 80H213L214 79V75H212L213 74V71ZM98 71V70H97ZM103 71V72H104ZM189 71V72H188ZM196 71H198V72H195ZM214 71V72H215ZM246 71H253L252 73L250 72L249 74H248V72H247V74H246V76L247 75H249V76H247V77H249V78H251V80H252V82L253 83H249L248 81H250V80H244V79H248L247 77H245V73H246ZM70 72V71H69ZM106 72V71H105ZM115 72V73H114ZM146 72V73H145ZM189 73V75L188 76H186L188 73ZM228 72V73H227ZM255 72V73H254ZM107 73H109V72H107ZM169 73V74H170ZM187 73V74H186ZM195 73V74H194ZM3 74H4V72H3V70L0 72V75H1V77L3 76ZM86 74H88V71H86ZM145 74H147L146 75V80H147V85L146 84H144V86H143V84H142V81H141V79L142 78H144V75ZM204 74H205V72H204ZM258 74V73H257ZM73 75V74H72ZM76 75V74H75ZM84 75V76H83ZM108 75V74H107ZM162 75V74H161ZM251 75V76H250ZM76 76V77H77ZM129 76V77H128ZM163 76V75H162ZM259 76V75H258ZM93 77V76H92ZM94 77H96V76H94ZM163 77V78H164ZM187 77V78H186ZM210 77H212L213 79H212V81H214V82H216V86L214 85V87L213 88H215V89H212V85H211V88L209 87V90H215L214 91V93L216 92L217 94H218V96L216 95V96H214V97H216L217 99L216 100H214V99H211V97L209 96V94H207V92H211V91H207L208 89H207V87H206V85H205V81L206 82H208V81H210L211 82V79H209ZM232 78V80L229 82V81H227V80H229V79H231ZM254 77V76H253ZM83 78H85V79H83ZM122 78V79H123ZM130 78V79H129ZM168 78V79H167ZM191 78V77H190ZM258 78V77H257ZM1 79V78H0ZM93 79H95V78H93ZM97 79V81H98V78H96ZM121 78H120V80H122ZM154 79V78H153ZM192 79V78H191ZM197 79V78H196ZM209 79V80H208ZM221 79V80H220ZM226 80V81H224V80ZM76 80H74L75 81V83H76ZM80 80H82V81H80ZM119 80V79H118ZM119 80V82H120V85L122 86L123 84H121V82L123 83V81H120ZM148 80H150L151 82H149V83H151L152 85V87L151 86H149V83H148ZM95 81V80H94ZM125 81H124V85H125ZM193 81V80H192ZM233 81V82H232ZM244 81H246L245 83H249V86L250 87H248V91L246 92L245 90V95L244 96H246V95H248L246 98V101H243V100H239L238 98H240L238 95H237V97L238 98H236L235 97V94H237V92H235L234 93V97H233V90L235 91V89H233V87H234V85L236 86V84H238V83H242V82H244ZM83 82V83H82ZM126 83V85L128 84V86L130 85L131 86V84L130 83ZM232 82V83H231ZM256 82H258V84L257 85H255L254 86V84H256ZM0 83H1V81H0ZM92 83V82H91ZM95 83V82H94ZM93 83V84H94ZM98 83V82H97ZM100 83V82H99ZM191 83V82H190ZM194 83V82H193ZM212 82L210 83V84H213ZM240 83V84H241ZM74 84V83H73ZM77 84V85H78ZM209 84V83H208ZM207 84V85H208ZM251 84H253V85H251ZM98 85V84H97ZM124 85L122 86L123 88H122V91H123V89H124V91L123 92H126L127 93V88L125 89L124 88ZM146 85V86H145ZM241 85H244V83L243 84H241ZM81 86V85H80ZM94 86H96V85H94ZM102 86V85H101ZM106 86V85H105ZM127 86V87H128ZM135 86V87H136ZM210 86V85H209ZM79 87V86H78ZM99 87H100V84H99ZM106 87H108V86H106ZM110 87V86H109ZM126 87V86H125ZM132 88H135V87H133V85L131 86ZM130 87V88H131ZM143 87V88H142ZM146 87V88H145ZM148 87H151V88H149L147 91L145 90V89H147ZM237 87V86H236ZM245 86H243V88H244ZM103 88V87H102ZM129 88V90L128 91H130V92H132V95L134 94L133 92H135L136 93V90H137V88H135L136 90H131ZM145 88V89H144ZM242 87H238V88H236V91L238 90V89H243ZM77 89V88H76ZM81 89V88H80ZM143 89L145 90V92H143ZM154 89L157 91V89L154 87ZM158 89H159V87H158ZM198 89V88H197ZM79 89H77L76 91H78ZM93 91H94V87H93V89H92ZM98 90V89H97ZM101 90V89H100ZM105 90V89H104ZM109 90V89H108ZM165 90H164V92H165ZM166 90V91H167ZM199 90H201V89H199ZM81 91V90H80ZM92 91V92H93ZM110 91L112 92V93H115V94H117L116 92H113V90L112 89H110ZM109 91V93H110V97H109V99H111L109 102L110 103H114V99H117V100H115V102H117L116 104H117V106L116 107H114L112 104H110V103H108V104H110V105H112L111 107H112V109H113V107H114V109L116 108V111H117V109H119L120 107L119 106H122V104L124 103V102H126V103H128V101L130 100V103H129V105L128 106H130L129 107V110H126L128 107H126L124 104V107L126 108V109H123V106H122V108L121 109H119L120 111H118L117 113H116V111L114 110V112L116 113V116L118 115V118H123V113L125 114V111H128V112H131V111H133V110H130V109H132L131 107H133L134 108V101H133V103H132V98L129 96V94H131L130 92H129V94L127 95L126 93H123V95L126 97V95L127 96H129L130 97V99L129 100H127V99H125V97H124V100H126V101H122L123 103H121L120 102V105L118 104L119 102H118V99L120 98V96L117 98V97H115L114 98V96H113V94L111 93ZM114 91H115V89H114ZM143 92V95L144 96H141V93ZM150 91V92H149ZM167 91V92H168ZM239 91V90H238ZM95 92V91H94ZM147 92V93H146ZM161 92H163V88H161ZM163 92V93H164ZM206 92V93H205ZM240 92V91H239ZM241 92H243L242 90H241ZM28 94H29V91L27 92ZM81 93V92H80ZM79 93V94H80ZM103 93H104V91H103ZM163 93H160L161 95L163 94ZM184 93V94H183ZM201 93V94H200ZM30 94H32V93H30ZM78 94V95H79ZM95 94H97V93H94V95ZM101 94V93H100ZM166 95H167V93H165ZM205 94H207V100L205 99ZM239 94V93H238ZM98 95V94H97ZM103 95V94H102ZM113 97H112V96ZM178 95V96H179ZM240 95V94H239ZM242 93H241V97H242ZM101 96V95H100ZM100 96H98L97 98L99 99V97ZM104 96H106V94H104ZM102 97V99L104 98V103H106V99H108V98H106V97ZM117 96V95H116ZM163 96H165V95H162V98L164 99V98H166V96L165 97H163ZM182 96V97H183ZM107 97H108V95H107ZM128 97V98H129ZM133 97V96H132ZM136 97V96H135ZM137 97V99H139ZM161 97V96H160ZM160 97L158 96V100L157 101H159V102H157L156 100H154V97H153V100H154V103L155 102H157V103H160ZM20 98V97H19ZM44 98V97H43ZM112 98H114V99H112ZM211 99V100H209V99ZM94 99H95V97H94ZM101 98L99 99L100 101L102 100ZM121 99H122V97L120 98V101H121ZM136 99V100H137ZM152 99V98H151ZM167 100H168V98H166ZM166 99H164L165 101H166ZM173 99H174V97H173ZM184 99V98H183ZM44 100V99H43ZM46 100V99H45ZM96 100V99H95ZM94 100V101H95ZM99 100H97V101H95L94 102V105H97L98 104V102H99ZM123 100V99H122ZM29 101H30V99H29ZM31 101H32V99H31ZM35 102H36V100H34ZM47 101V100H46ZM46 101L44 102V101H41V103L42 102H44V103H46ZM50 101V100H49ZM48 101V102H49ZM86 101H88V100H86ZM112 101V102H111ZM140 101H138V102H140ZM174 101H176V100H174ZM19 102L21 103L22 102V98H20V100H19ZM33 102V101H32ZM38 102V101H37ZM36 102V103H37ZM68 102V101H67ZM102 102V101H101ZM138 102L136 101V103L138 104ZM161 102H162V100H161ZM170 102V101H169ZM168 101L164 104V106H163V104H161L162 105V107H164V109L163 108H160V111L161 112H166V111H162V110H165V105H166V109L168 108L167 106L168 105H170V104H172V103H170V104H167V103H169ZM19 103V104H20ZM31 103V102H30ZM53 103V102H52ZM89 103H90V100H89ZM89 103H87V105L89 104ZM100 103V102H99ZM103 103V102H102ZM153 103V104H154ZM157 103L156 104H154V106L156 105V107L155 108H157ZM163 103H164V101H163ZM91 104H92V107L91 106H88L87 107V109H89V107H91V108H95L94 107V105H93V101L91 102ZM101 104V103H100ZM115 104V103H114ZM131 104H132V106H131ZM137 104H135V105H137ZM41 105H43V104H41ZM86 105V106H87ZM99 105V104H98ZM104 105V104H103ZM102 104H101V106L100 107H96V109L97 108H101V110H100V114H99V116H97V115H93V118H94V116H95V119H97V117H98V119L97 120H95V123L97 124V121L99 120V127H100V131H102V133H106V132H104V130L106 131L107 129L108 130H112V132L115 130V132L114 133H116L117 131H116V129L118 130V135H119V133L121 132L122 133V131L124 132V130L125 129H128V128H125V126L127 127V125H125V122L124 121H122V122H120L121 120H115L117 117L115 116V115H113V116H115L114 118L113 117H111V115L113 114L112 112V110H110L109 112L110 113H112L111 115H110V119H112V122L113 121H115L114 123H115V126H113V124L114 123H112V124H110V121H108V114H107V112L105 113L104 112V109L106 110V108L104 107L105 105H106V107L107 108H109L108 106H107V104H105L104 106H103ZM152 105V104H151ZM159 105V104H158ZM82 106H83V104H82ZM140 106V108H142L143 106L145 107H143L142 109L143 110H145L146 109V106L145 105H139ZM160 106V105H159ZM199 106H201V107H203L205 110H206V114H208L209 116H210V118H211V122L210 121H208V119H205V117L202 115H200V113H199V111H197V108L199 107ZM49 107V106H48ZM47 107V108H48ZM137 107H138V105H137ZM137 107L135 108V110H139V112H136V111H133V112H135L136 114H137V116L136 115H134V114H132V115H134V116H136V118L138 119V121L139 120H143L142 118L143 117H145L144 118V122H147V120H146V118L148 117H146V116H144V114H141V111H142V109L140 110V108L139 109H137ZM170 107H172L173 108V105H170L169 106V108ZM46 108V109H47ZM84 108H85V106H84ZM104 108V109H103ZM168 108V109H169ZM33 109H35V108H33ZM49 109V108H48ZM162 109V110H161ZM176 109V107L174 108V110ZM203 109V110H204ZM37 105H36V109H35V111L34 112H37V111H39V110H37ZM94 110V109H93ZM99 110V109H98ZM108 110V109H107ZM124 112H123V111ZM159 110V109H158ZM157 110V114L159 113V114H161L159 111ZM31 111H33V110H31ZM97 111V110H96ZM146 111V110H145ZM154 111H156V110H154ZM169 113H170V111H171V113L169 114L168 112V117H170V118H173L172 119V121H173V123H175L176 121H177V119H174L175 117L177 118L178 116H175L174 115V113H176V112H174L173 113V111H172V109L170 108L169 110ZM120 112H122V115H120ZM127 112V113H128ZM202 112V111H201ZM96 112H95V114H97ZM119 113V114H118ZM143 113V112H142ZM164 113H162V114H164ZM173 113V115H174V117H172V116H170L171 114ZM203 113V112H202ZM36 114V113H35ZM108 116H107V115ZM146 114H148V113H146ZM156 114V112H155V119H158L157 117H160V116H158ZM37 115H38V117H39V113L37 112ZM42 116H40V117H43V116H46V115H48V114H41ZM164 115H166V114H164ZM120 116V117H119ZM122 116V117H121ZM124 116H127V114H125ZM132 117V119L131 120H134V118L135 117ZM140 116H141V118H140ZM143 116V117H142ZM157 116V117H156ZM193 116H194V118H193ZM209 116L207 117V118H209ZM167 117V116H166ZM166 117H163L162 116V119H165ZM92 118V119H93ZM37 119V118H36ZM114 119V120H113ZM148 119V118H147ZM150 119V118H149ZM148 119V120H149ZM153 119V118H152ZM94 120V119H93ZM130 120V122L129 123H131V124H133V121H131ZM146 120V121H145ZM20 121V120H19ZM108 123H107V122ZM116 121H118L119 123L118 124H121V125H123L124 124V126H121L120 128H121V130L119 131V125H117L116 123ZM127 121H129V120H127ZM157 121V120H156ZM166 121V119L164 120V122ZM167 121H169L168 120V118H167ZM172 121L170 120L169 121V123H172ZM92 122V121H91ZM139 122H142V121H139ZM157 122H159V121H157ZM42 123V122H41ZM94 123V124H95ZM106 123L108 124L107 126H105L106 125ZM143 123V122H142ZM147 123H149V121L147 122ZM146 123V124H147ZM154 123L156 124V122L154 121ZM177 123V122H176ZM97 124V125H98ZM110 124V125H109ZM130 124V125H131ZM144 124V126H146L147 127V125H145V123H143ZM150 124V123H149ZM51 125V124H50ZM81 125V127H79L80 128V130L79 129H77V125H75V126H77V127H75L76 128V130H74L76 133H77V130H79V131H85V129H87L86 127H85V129H82V124H80ZM116 125H117V128L116 129H114L115 127H116ZM129 125V124H128ZM139 125H141V128H140V126H139V131H138V133L140 134V135H142V136H140V137H144L145 135H146V133H147V138H143V139H141L142 140V143H143V141L145 140V142H144V144H149L151 141H153L154 142V138H155V141L157 142L158 140H160V138L162 139V138H164V140H166L165 139V137H163L162 136V134H160V133H158V134H160V137H159V135H155V133H157V131L155 130V132L153 133L152 131V133L150 132V129L152 128V126L151 125H148L149 127H148V129H149V131H148V129L147 130H145V128L143 129L142 127H144L141 123L139 124ZM157 125H160V122L159 123H157ZM164 125V127L167 125H165V124H163ZM178 125V124H177ZM86 126V125H85ZM112 127V128H110L109 129V127ZM133 126H134V124H133ZM160 126H162V124L160 125ZM170 126V125H169ZM92 127H94V129L96 128L97 129V127L98 126H93L92 125V123H91V128ZM123 127L125 128L124 130H122L123 129ZM132 127V126H131ZM157 127V126H156ZM166 127H168V125L166 126ZM173 127V128H172ZM84 128V127H83ZM107 128V129H106ZM158 128V127H157ZM160 128V127H159ZM158 128V129H159ZM161 128H163V126L161 127ZM160 128V129H161ZM47 129V128H46ZM89 130L88 131H90V127L88 128ZM93 129V128H92ZM91 129V130H92ZM96 129H95V131H96ZM157 129V130H158ZM159 129V130H160ZM169 129V128H168ZM169 129V130H170ZM175 129V128H174ZM176 129H177V127H176ZM73 130V129H72ZM99 130V129H98ZM151 130H154V129H151ZM158 130V131H159ZM166 130V129H165ZM49 131V130H48ZM78 131V132H79ZM87 131V130H86ZM85 131V132H86ZM88 131L86 132V133H88ZM99 131V132H100ZM160 131H162V130H160ZM159 131V132H160ZM41 132H43V131H41ZM83 132H80V133H82V135H84L85 134V136L84 137H88L87 136V134L86 133H84L83 134ZM92 132H94L93 130H92ZM98 131H96L95 133H97ZM98 132V133H99ZM76 133H74V135L76 134ZM80 133H79V135H80ZM90 133V132H89ZM88 133V134H89ZM95 133H91V137H93V134H95ZM107 133H108V131H107ZM106 133V134H107ZM114 133H111L110 134V132L108 133V138H107V140L108 139H110L111 138V140H112V142L113 141H116L117 142V138L115 139V140H113L112 138H113V136L114 135H116L117 136V134H114ZM120 133V134H121ZM162 133V132H161ZM179 133H180V136H178L179 135ZM103 134V135H104ZM148 134H151V135H148ZM78 135V134H77ZM97 135H100V134H97ZM96 135V136H97ZM102 135V136H103ZM144 135V136H143ZM153 135H155V137L153 138V140H150V142H147V141H149L148 140V137L149 136H153ZM167 135V134H166ZM169 135V134H168ZM56 136V135H55ZM73 136V135H72ZM95 136V135H94ZM95 136V137H96ZM101 136V135H100ZM120 136V135H119ZM118 136V137H119ZM162 136V137H161ZM176 136H178V138L176 137ZM74 137V136H73ZM76 137V136H75ZM83 137V136H82ZM146 137V136H145ZM159 139H158V138ZM49 138V137H48ZM52 138V137H51ZM100 138V137H99ZM73 139V138H72ZM76 139V138H75ZM97 139H98V137H97ZM129 139V138H128ZM128 139H126L128 142L127 143H129L130 145H128L127 143H126V141H124L123 143L125 144V145H120V144H118V143H116V145L118 146H116L114 143L115 142H113L112 144L110 143V149H111V151L113 152V150L112 149H114V150H116V148H118L119 149V146L121 147L122 146V149L124 150L125 148L127 149L129 146H130V148H128V150H127V152H125L126 151V149H125V151H123L122 152V154H121V151L120 150H118L119 151V153H120V155L118 156V158L119 159H121V161L122 160H124V159H122V158H120V157H122V156H124V157H126V155H127V157L125 158V159H128V162L130 161V160H132L133 162L131 163L130 162V164H134V166H132V169L133 168H135V161H136V159H135V161H134V158H136V157H138V156H135V155H137V154H135L136 152H138L139 153V149H142L141 147H143L142 146V144H141V147H140V145L139 144H137V143H139V141H137V143H135V144H133V141H134V139H131V141H129ZM146 139H147V141H146ZM59 140V139H58ZM106 140V139H105ZM111 140L110 141H108V143H107V145L109 144V142H111ZM141 140H140V143H141ZM163 139H162V141H164ZM171 140V139H170ZM161 141V140H160ZM162 141H161V143L158 141L157 143H159V144H157L158 146L160 145V146H162ZM46 142H48V141H46ZM57 142V141H56ZM99 142V141H98ZM105 142H107V141H105ZM135 142H136V140H135ZM166 141H164L163 142V144L165 143ZM132 143V144H131ZM47 144V143H46ZM45 143H44V146L46 145ZM126 144H127V146H126ZM143 144V145H144ZM151 144H154V143H152L151 142ZM151 144H150V146L148 145H145L144 146V152L143 153H146V150L147 149H149V147H150V149H151ZM256 144H257V146H256ZM52 145H54V144H52ZM112 145H113V147L114 146H116V147H114V148H112ZM133 145V146H132ZM134 145H136L137 147L135 148L134 147ZM139 145V146H138ZM65 146V145H64ZM109 146V145H108ZM157 146V147H158ZM159 146V147H160ZM165 146V145H164ZM93 147V146H92ZM147 147V148H146ZM153 147V146H152ZM40 148V147H39ZM97 148V147H96ZM131 148H134L135 150L137 149L138 151H136L135 153H134V151L133 150H129V149H131ZM145 148H146V150H145ZM161 148V147H160ZM165 148V147H164ZM163 148V150H165V153L167 154V152H169V151H167L166 152V149H164ZM185 149V150H183V149ZM32 149V148H31ZM34 149V148H33ZM93 149V148H92ZM110 149H109V151H110ZM67 150V149H66ZM177 150V151H176ZM23 151V150H22ZM103 151H105V150H103ZM118 151H115V153L117 152L118 153ZM149 151V150H148ZM147 151V152H148ZM176 151V152H175ZM186 151V152H185ZM28 152V151H27ZM91 152V151H90ZM89 152V153H90ZM129 152H130V155L132 154V153H134L132 156H134V157H132V156H128V154H129ZM132 152V153H131ZM175 152V153H174ZM190 153L189 154V156H191L192 157V161H191V159H190V157L189 156H185L187 153ZM95 153V152H94ZM111 153V152H110ZM114 153V152H113ZM126 153H128V154H126ZM141 153V152H140ZM143 153H142V155H143ZM88 154V153H87ZM102 154H104V152L102 153ZM112 154V153H111ZM126 154V155H125ZM122 155V156H121ZM142 155H139V157L141 156L142 157ZM168 155V154H167ZM91 157V156H90ZM71 158V157H70ZM88 158V157H87ZM133 158V159H132ZM186 158H189V159H186ZM118 159V162L120 161ZM142 159H144V158H142ZM164 159V160H163ZM110 160H112L111 158H110ZM179 162H178V161ZM182 161V163H180L181 161ZM185 160H188L189 162H187V161H185ZM260 160H258V161H260ZM13 161V160H12ZM24 161V160H23ZM88 161V160H87ZM91 161V160H90ZM120 161V162H121ZM127 160H124L123 162H122V164H121V167H120V162L118 163L119 165V167H120V169H122V173H120V175H121V177H122V175H123V173H125V172H133L132 171V169H130L131 168V166L129 165V163H127L126 162ZM140 161V160H139ZM144 161V160H143ZM172 161H173V163H172ZM22 162V161H21ZM127 164H126V163ZM171 162V163H170ZM178 162V163H177ZM186 162L188 163V164H186ZM103 163H105V162H103ZM107 163H108V161H107ZM125 163V164H124ZM176 164L177 163V167L176 166H174V167H171V166H173L172 164ZM180 163V164H179ZM184 163V164H183ZM255 164L257 163V162H254ZM254 163H251V165L252 164H254ZM259 163V162H258ZM27 164V163H26ZM111 164H112V162H111ZM124 164V165H123ZM179 164V165H178ZM183 164V165H182ZM186 164V165H185ZM126 165H128V166H130V167H128V166H126ZM230 165V166H229ZM111 166H113V164L111 165ZM124 166V167H123ZM126 166V167H125ZM138 166V165H137ZM183 166V167H182ZM187 166V167H188ZM226 166V167H225ZM229 166V167H228ZM256 166V165H255ZM105 167H107V166H105ZM123 167V168H122ZM164 167V168H163ZM168 167V168H167ZM187 167L185 168L187 171L190 169H187ZM126 168V169H125ZM127 168H129V170L127 169ZM101 169V168H100ZM185 169H184V171H185ZM103 170H104V167H103ZM124 170H125V172H124ZM127 170V171H126ZM131 170V171H130ZM154 170H156V169H154ZM175 170V171H176ZM191 170V169H190ZM17 171V170H16ZM97 170H95V172H96ZM107 171V170H106ZM136 171V170H135ZM140 171V170H139ZM144 171V170H143ZM157 171V170H156ZM87 172V171H86ZM90 172V171H89ZM147 172V171H146ZM165 172H166V170H165ZM168 172V171H167ZM178 171H176V172H174V173H176V175H178L179 174V172L177 173ZM109 173V172H108ZM137 173H138V171H137ZM170 173V172H169ZM174 173H170L171 175H175ZM8 174V173H7ZM10 174V173H9ZM101 174V173H100ZM110 174V173H109ZM129 174V173H128ZM131 174V176L133 177V175H134V173H133V175H132V173H130ZM145 174V173H144ZM15 175H17L16 173H15ZM89 175H90V173H89ZM125 176H123V178L124 179H126L127 177H128V175H127V173H125L124 174ZM139 175H143L142 173L141 174H139ZM138 175V178L140 177ZM5 175H3V177H4ZM8 176V175H7ZM18 176V175H17ZM25 176V175H24ZM97 176V175H96ZM110 175H108L107 176V178L109 177ZM116 176V175H115ZM127 176V177H126ZM143 176H145V175H143ZM142 176V177H143ZM14 177V176H13ZM20 177H22V176H20ZM98 177V176H97ZM105 177V176H104ZM121 177H119L120 179H121ZM132 177H130V178H132ZM142 177H140L138 180H142L143 178ZM179 177V178H178ZM180 174L178 175V176H176L175 178H178V179H180ZM7 178V177H6ZM12 178V177H11ZM114 179H115V177H113ZM112 178V179H113ZM117 178V177H116ZM122 178V180H124ZM129 178V177H128ZM142 178V179H141ZM172 178V177H171ZM170 178V180H173V179H171ZM10 179V178H9ZM113 179V180H114ZM134 178H132V180H133ZM145 179V178H144ZM142 180V182L143 181H145V180ZM92 180H94V178L92 179ZM118 180V181H117ZM126 180H128V182L127 183H130L129 184V187H127L128 185L127 184H125V187H127L126 188V190H127V192H128V190L132 187H130V185H133L134 183H135V186L133 187V190L132 189H130L129 191V193H131L132 191H135L136 189H138V188H136V189H134L135 187H136V182H137V180L135 181V179L132 181L133 182V184L131 183V180L130 179H126ZM126 180H124V182H122V187H123V184L124 183H126ZM130 181V182H129ZM176 181V180H175ZM109 182V181H108ZM113 182V181H112ZM114 182H115V180H114ZM113 182V183H114ZM116 182H118V183H121L120 181H119V179L117 178L116 179ZM170 182H173V181H170ZM105 183H106V187H105ZM104 184H102V186L104 185V187H102V189L100 190V191H102V192H104V188H105V191L106 190H108V189H106V188H108V186H107V184H109V183H107V182H105ZM112 183V184H113ZM118 183H116V185L118 186L119 184ZM141 183V181L140 182H138V184H140ZM115 184V183H114ZM137 184V185H138ZM175 184V183H174ZM115 185V186H116ZM121 185L120 186H118V187H120V188H122L121 187ZM143 185V186H142ZM144 185H145V182H143V184L141 183V185L140 186H142V188H144ZM178 185V184H177ZM111 186V185H110ZM179 186V185H178ZM138 187H139V185H138ZM12 188V187H11ZM111 188H112V186H111ZM111 188H109L110 190H111ZM117 188V187H116ZM116 188H113V189H115L116 190ZM129 188V189H128ZM113 189H112V191H113ZM140 189V188H139ZM138 189V190H139ZM124 190H125V188H124ZM126 190L123 192L122 191V189H118V192L119 191H122V197H121V199L119 198V196H120V194H121V192H119L118 193V195H117V197H116V199H118L117 200V202L119 203L120 201H121V203L123 202L124 204H125V200L123 199V198H125L126 199V197L127 198H129V196H127V195H124V193H126ZM132 190V191H131ZM143 190V189H142ZM146 190V189H145ZM137 191V190H136ZM135 191V193H137ZM171 191H172V189H171ZM138 192H140L141 193V190L140 191H138ZM134 193V192H133ZM139 193V195H141ZM143 193H145V191H143ZM138 194V193H137ZM178 194V193H177ZM124 195V196H123ZM144 196H147V195H144ZM143 196V197H144ZM173 196V195H172ZM130 197H131V194H130ZM148 197V196H147ZM212 198H214V195H212L211 196ZM145 198V197H144ZM130 199V198H129ZM133 200H134V198H132ZM224 199V198H223ZM127 200V199H126ZM136 200H137V196H136ZM136 200H134V201H136ZM144 200V199H143ZM125 201V202H124ZM134 201H132L131 199H130V203L128 202V200H127V202H128V204H129V206H127L128 204H127V202H126V204L127 205H123V206H127V208L128 207H130V208H128L127 210L124 208V210L125 211H128L127 213L128 214H126V215H129V212H132V211H130V210H132V208H131V206H132V204L134 205L135 204V202ZM141 201V200H140ZM145 201V200H144ZM148 201V200H147ZM173 201H174V199H173ZM224 201H225V199H224ZM116 202V203H117ZM226 202V201H225ZM234 202H235V199H234ZM234 202H233V204H234ZM84 203H86V202H84ZM88 203V202H87ZM117 203V204H118ZM121 203H119V206H120V208H122V204ZM139 201H137V208L138 207H140V209L142 210V209H145L146 208V206H147V204L145 205V207L144 208H142L141 206H138L139 204H141V202L139 203ZM178 203V202H177ZM227 203V202H226ZM60 204V203H59ZM83 204V203H82ZM121 204V205H120ZM135 204V205H136ZM156 204V203H155ZM160 204V203H159ZM169 204V203H168ZM88 205V204H87ZM113 205V204H112ZM149 205V204H148ZM174 205V204H173ZM114 206V205H113ZM166 206H167V204H166ZM181 206H183V205H181ZM61 207H63V206H61ZM118 207V206H117ZM117 207H116V209H117ZM132 207H135V206H132ZM149 207V206H148ZM192 207V206H191ZM114 208H115V206L113 207V210H114ZM119 208V207H118ZM119 208V209H120ZM158 208V207H157ZM119 209H117V211L119 210ZM123 209V208H122ZM139 208L138 209H133V213H135V212H137V210H139L140 212H141V210H140ZM147 209V208H146ZM145 209V210H146ZM152 209V208H151ZM47 210V209H46ZM60 210V209H59ZM111 210H112V208H111ZM110 210V211H111ZM121 210V209H120ZM120 210H119V215H121V212H120ZM123 210V211H124ZM135 210V211H134ZM55 210L53 209V215H54V213H56V215H57V212L55 211ZM82 211H83V209H82ZM122 211V216L123 215H125V214H123L124 212ZM152 211V210H151ZM161 211V210H160ZM165 211V210H164ZM171 211V210H170ZM140 212H139V214L138 213H135V214H133L134 216H132V214H130L133 218H131V216H130V219L128 218L129 216H127V220L128 221H130L131 222V219H132V222L133 221H136V218L135 217H137V218H140V216L144 219L145 218V216L146 215H148V214H146V215H144V213H145V211H143L142 210V212H144V213H142L141 212V215H140ZM148 212H150V211H148ZM166 212V211H165ZM59 213V212H58ZM159 213V212H158ZM157 213V214H158ZM161 213V212H160ZM50 214V213H49ZM59 214H62V213H59ZM110 214V213H109ZM118 214V213H117ZM139 215V217H138V215ZM156 214V213H155ZM155 214H153V215H155ZM55 215V217H57ZM66 215H67V213H66ZM83 214H81V216H82ZM112 215V214H111ZM152 215V216H153ZM192 215V214H191ZM215 215L217 216V214L215 213ZM41 216V215H40ZM109 216V215H108ZM122 216H120L121 218H123ZM151 216V215H150ZM149 216V217H150ZM67 217V216H66ZM126 217V216H125ZM147 217V216H146ZM218 217V216H217ZM41 218V217H40ZM63 218V217H62ZM73 219H74V217H72ZM148 218V217H147ZM151 218V217H150ZM67 219V218H66ZM73 219L72 220H70V222L72 221L73 222ZM135 219V220H134ZM149 219V218H148ZM180 219V218H179ZM256 220H257V218H255ZM138 220V219H137ZM145 220V219H144ZM74 221H76L77 222V220L75 219ZM86 221V220H85ZM125 221V220H124ZM66 222H68L67 220H66ZM126 222V221H125ZM141 222H143V221H141ZM146 222V221H145ZM59 223V222H58ZM122 223V222H121ZM124 223V222H123ZM123 223H122V225H123ZM129 223V222H128ZM77 224H78V222H77ZM77 224H75L74 226H76ZM113 224H114V222H113ZM125 224V223H124ZM45 225V224H44ZM53 225H54V223H53ZM58 224H56V226H57ZM84 225V224H83ZM120 225L121 224H119V227H120ZM155 225V224H154ZM4 226V225H3ZM35 226V225H34ZM52 226V225H51ZM50 226V227H51ZM73 226V225H72ZM115 226V225H114ZM114 226H112V227H114ZM69 227H71V226H68V227H66L67 229H65V231H64V234L65 233H67V230H68V228ZM76 227H78V226H76ZM76 227H75V229H74V231L73 232H75L76 233ZM83 227V226H82ZM81 227V228H82ZM86 227V226H85ZM144 227V226H143ZM157 227V226H156ZM155 227V228H156ZM3 228L4 227H2V230H3ZM18 228V227H17ZM52 228H53V226H52ZM54 228H56V227H54ZM53 228V229H54ZM73 228V227H72ZM121 228V227H120ZM8 229H9V227H8ZM21 229V228H20ZM51 229V228H50ZM57 229V228H56ZM64 229V228H63ZM154 229V228H153ZM212 229V228H211ZM39 230V229H38ZM259 225H257L254 229L253 228H251V225L247 222V224H245V226H242L241 228L239 227V228H237L236 229V237H235V239L233 240L237 245H238V247H239V244L238 243H242L243 241H245V239L246 240H248V238L247 237H252V236H255L256 234H259ZM4 231V230H3ZM56 230L54 229V232H55ZM78 231V230H77ZM84 231V230H83ZM0 232H1V230H0ZM68 232H71V233H73L72 231H69L68 230ZM81 232V231H80ZM79 232V233H80ZM244 232L245 233H247L248 234V236L247 237H245V234H244ZM2 233V232H1ZM9 233V232H8ZM10 233H12V232H10ZM43 233V232H42ZM56 233V232H55ZM54 233V237H55V235L56 236H59V235H57V233L55 234ZM200 234V233H199ZM24 235V234H23ZM214 235V234H213ZM47 234L44 232L43 234H41V235H39L38 234V236L36 237V239H34V241H32L31 242V244L30 245H28L27 246V248H25V249H23V250H16V251H10V250H1L0 251V259H4L3 261H5V262H7V255H10V254H13V255H15V256H19V257H22L23 258V263L24 264H43V263H46V262H48V263H50V264H65V263H61L56 257H54L55 255H54V253H49V257H50V259H48V257L47 256H45V252H43V253H45L44 254V256H43V254H41V251H42V249L44 248V247H46V245L48 244L47 243ZM53 235H51L50 233H49V240H52L53 242H54V240L53 239H50L51 237H52ZM74 236H76V235H74ZM78 236V235H77ZM76 236V237H77ZM53 237V238H54ZM203 237V236H202ZM56 238H58V237H56ZM68 238H69V236H68ZM74 239H75V237H73ZM211 238V237H210ZM77 239V238H76ZM79 239V238H78ZM70 240H72V238L70 239ZM51 241V242H52ZM202 241V240H201ZM49 242V241H48ZM72 242V241H71ZM77 242V241H76ZM75 243V242H74ZM249 243H250V241H249ZM54 244V243H53ZM72 244V243H71ZM49 246V245H48ZM76 246H77V244H76ZM21 247V246H20ZM50 247H51V245H50ZM153 248V247H152ZM46 249V248H45ZM52 249H53V245H52ZM51 249V250H52ZM239 249V248H238ZM50 250V251H51ZM75 250V249H74ZM251 250V249H250ZM53 251V250H52ZM51 251V252H52ZM239 251V250H238ZM54 255V256H50V255ZM69 254V253H68ZM238 254V253H237ZM57 256V255H56ZM65 258H67V257H65ZM60 259V258H59ZM49 260H50V262H49ZM66 261V260H65ZM68 261V260H67ZM70 261V260H69ZM68 261V262H69ZM3 263V262H2ZM48 263H46V264H48ZM0 264H1V262H0ZM4 264H6V263H4ZM9 264V263H8Z\"/></svg>",
    "mask_w": 264,
    "mask_h": 264
},
{
    "label": "crops",
    "instance_id": "0c3cea01",
    "mask_svg": "<svg viewBox=\"0 0 264 264\" xmlns=\"http://www.w3.org/2000/svg\"><path fill=\"white\" fill-rule=\"evenodd\" d=\"M218 195L219 197L222 196V194ZM234 195L237 202L245 200L244 196L237 197L236 193H234ZM249 201L241 203V205L246 206L248 203L256 211L259 234L253 237L250 252L243 255L241 262L238 264H264V202L256 198H252ZM210 206L211 210L214 212L221 210V206L217 199H214ZM171 242L170 240L156 242L157 245L153 247L154 253L152 254L150 264H183L181 250L176 244L173 245Z\"/></svg>",
    "mask_w": 264,
    "mask_h": 264
}]
</instances>
